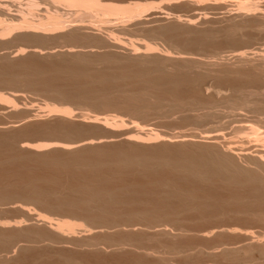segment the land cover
<instances>
[{
    "label": "rangeland",
    "instance_id": "obj_1",
    "mask_svg": "<svg viewBox=\"0 0 264 264\" xmlns=\"http://www.w3.org/2000/svg\"><path fill=\"white\" fill-rule=\"evenodd\" d=\"M22 1H24V2H22ZM196 1V2H195ZM200 0H109L108 2L109 3H115V4H118V5H128V4H131V3H143V4H147V3H151L152 4V6H154V9L152 10L151 9V11H147L145 14H142L141 15V18H143V20H141V22L144 24H142V23H138L137 22V20H139V19H141V18H126V17H124V19L122 18V19H120L119 20V18H117V19H115V18H113L112 17V19H110V18H105V20H104V18H103V20L104 21H107L106 23L105 22H98L99 24H97V18L98 17H94L95 15H93V13H88V14H84L83 12H81V14H80V11H76V10H71L70 11V13H69V10H65V8H61V7H59L58 8V6H54L53 8H51L52 7V5L50 6L49 4H45V3H42V2H40L39 3V5L36 7V9L34 10V12L35 13H39V14H44V11H50L51 13H55V12H58V14L60 13V17L58 18V20H61L60 22H62L64 25H66L65 27H64V29H65V31H63V33L61 34V33H59V34H52V35H56V37L55 36H52V35H50V37L48 38V37H46V38H40V40H37V39H39V38H34V39H32V38H28V37H17V38H14V35H10V36H7L6 38H5V40H0V55L2 56V55H5V54H8V53H10V52H14V51H16V50H19V49H25V50H29L30 49V47H36L37 49H41L40 51L42 52H44V53H42L43 55H40L41 57H36L35 55H29L27 52L25 53V54H23L24 56H26L28 59L25 61V63L23 64V63H17V61H15L16 62V64H18V65H16L17 66V69H16V66L15 65H13V66H15V67H9V65H7V62L5 63V60L3 61V60H0V99H2L1 101H0V126H6V125H11V126H21V128H19V127H17V138L18 139H24L23 141H25V142H28V143H30V144H45L46 142L47 143H49L48 141H51V139H52V141L53 142H56L57 141V139H58V141H60L61 143H63V141H64V143L65 144H70L71 142L70 141H72V143H74L73 142V140L75 141V142H77L78 140L80 141V140H83V139H86V138H94V136L93 135H96L95 136V138H97V136H99L100 134H104L106 137L107 136H112L111 134H113L112 132L115 130L116 132L117 131H121V132H127L128 130L130 131V133H131V135H133V136H136L135 135V133H137V131H139V130H136L137 128H139L140 127V129H142L143 130V132H146L147 133V131L149 130V131H151V132H153V133H156V134H158V135H162V136H165V137H167V139L168 138H171V137H176L177 135L178 136H185L186 138H187V140H188V145H187V142L186 143H178L177 141V139L176 138H172L171 139V141H164L161 137L159 138V139H154L153 141L152 140H149L148 141V139H144V141L143 140H139V141H137L136 142V138L133 140V141H129V143L128 142H125V141H123L120 137H118V138H114L113 140V142H109V144L112 146H109V144L107 145V144H105V143H103V145L101 146H98V147H92V148H90V147H88V148H86V147H77V148H80V149H77V148H73V150H74V152H73V150H62V149H60V150H58L59 148H57V150H56V148H53V147H51L50 148V146L49 147H46L47 149H45V148H43V149H41V151H33L32 153L34 154H32L33 156H35L34 158L36 159H34V158H32V160L33 161H28V160H26V163L24 162V165H26V167L28 168V167H33L34 168V164L35 165H37V166H35V169H33V168H31V170H29L30 172H28V174L27 175H29L30 173L32 174H30L29 176H35L34 178H38L39 179V177H41L40 179H42L43 180V178H44V182L42 181V180H39V182H37V183H39V186H41V187H43V186H45V187H43V188H45L46 189V187H47V190H51V191H49V193L51 194H49V197H50V199L48 200L47 199V201H49V202H51L50 200H55V199H59V200H61L60 199V196H61V198H63V197H65V198H67L66 196H69V198L71 197V196H73V198L75 197L76 199L78 198L79 200L81 199V200H83L82 198H84V199H86V200H84V201H86V203H89L91 206H93V208L94 207H97L98 206V201H91L90 202V200H87V197H84V194L85 193H83L82 191L84 190V189H79V188H77V187H75V188H73V186H76L75 184H77V186H79L80 184L79 183H81L80 182V176H82L83 175V178H84V174H81L83 171H82V169H81V171H77V173H76V171L74 172V169L75 170H77L76 168L77 167H75V168H73L72 167V165H75V163L77 162V165H80V164H85V162L87 161V162H89L90 164H94L95 163V161L97 162L98 161V163H101L99 160H101V159H103L105 162H108L109 161V164H110V160H111V162L113 161V159H111V158H115V157H119V160L122 158V155H123V160L124 159H127V158H129V164H130V161H132L133 162V160H130V159H133L134 157L135 158H138L139 157V159H141L142 161H144L143 159L145 158L146 159V161L148 160V162H149V160L150 161H155V162H153V164L155 163L156 165H158V164H160L161 163V165L164 167V169H162L163 167H161V165L159 166V168H161V169H159V170H161V172L162 171H165V172H162L163 174H168V172H167V170H169V168H167V170H166V167L167 166H164V164L166 163V164H173V163H178L179 162V160L181 161V159H182V157H185V155H188V156H186V157H190V156H193V152L194 151H197V153L196 152H194V153H196L197 155H198V150H199V152H200V154L202 153V152H205L206 154H208V153H210V155L211 154H215V152H216V150H218L217 148L216 149H214V148H212V145H211V140H208V139H205V138H203V137H201L202 135L203 136H205V133L206 132H210V131H213V130H217V129H220V128H224L225 126H227L226 125V122L225 121H227V123L229 122L231 125L229 126V124H228V126L229 127H225L224 129H221L220 131L223 133V138L222 139H220L218 142H219V147L221 146V147H225V146H227V144H228V146L230 145H232L234 148H235V151L237 152V150L236 149H239L238 150V152H237V154H236V157H239V158H236L235 157V159H234V161H235V163L238 165V166H240V167H243V168H245V169H249V171L250 170H253V169H255V170H258V171H260L261 172V169L259 170L258 168H257V166L255 165V161H252L251 159H249V160H246L245 159V157H244V155L245 154H247V155H249V156H253V155H255L256 153V151L257 150H261V149H263V147H264V143H263V145H262V142L260 143L259 142V138L257 139L256 137H254V136H251V135H249L248 136V134H241V133H235L234 132V130H233V128H235L236 126H237V124L238 125H247V126H251V125H255L257 128H260V131H264V97L263 96H260V95H258L259 96V98H258V96L256 95V94H254V90H252V92H250L251 90H249V92H250V95L251 94H253V96H251L252 98L251 99H253V101L252 102H250L249 103V105L248 106H246V108L244 107L243 108V111H245V113L241 110V109H237V111H238V113L240 112L241 113V116H243V117H240L238 120H242V121H244L243 123H235L234 122V120H236V118H234L233 117V114H232V112L230 111L231 109H229V108H237V107H240L241 105H240V103L239 102H242V100H243V96H244V98H245V101L246 100H248V101H251L250 100V96H249V93H248V91H247V89H248V84H247V89H243V90H239V87H240V84H242V87H243V85L244 84H246V83H249V82H251L253 79H251L253 76V73H254V75L256 76V71L258 72V70H256V71H252V75L249 73V72H251V70L253 69V67H251V68H249V66L247 67V66H240L238 63L236 64V63H232V62H234L233 60V58L231 57L232 56V53H233V51L234 52H240V50L242 51H245L246 53H252L251 55H253V58L254 59H256V58H258V57H260L261 56V53L262 54H264V22H262L260 19H256L257 21H255V19L254 20H252V19H250L249 18V20H248V18L247 19H245V21H244V19H240V18H238V17H235L234 15L238 12V10H239V8L238 7H240V6H238L239 4H238V2H242V3H244V4H246V5H244L245 7H247L248 9H250L249 10V13H251L252 11H254V9H256V7L258 8V9H256V11H254V12H252V14H258V11L259 12H261V11H264V7H263V5H264V0H253L254 2H249V3H247V1H242V0H201L200 2H199ZM15 2H17V3H15ZM14 2V0H13V5L12 6H10V8H9V13L10 14H18V12H20L21 10V12H25V10L26 9H23V8H26V7H24L23 5H25L24 3H25V0H21V4L19 3L20 1L19 0H17V1H15ZM20 4V5H19ZM47 5H49V6H47ZM14 6V7H13ZM157 6V7H156ZM238 6V7H237ZM261 6V8H259ZM156 7V8H155ZM224 7V8H223ZM12 8V9H11ZM22 8V9H21ZM54 8H56L57 9V11H56V9H54ZM153 8V7H152ZM222 8V9H221ZM48 9V10H47ZM51 9H52V11H51ZM60 9V10H59ZM263 9V10H262ZM44 10V11H43ZM54 10H55V12H54ZM63 10V11H62ZM156 10V11H155ZM252 10V11H251ZM60 11H62L63 13H64V16H62L63 14H61V12ZM66 11L69 13V16H67L68 15V13H66ZM157 13V15L159 16H161V17H163V18H161L162 20H161V22H152V21H154L153 19V16L152 15H154V13ZM77 13H79L80 15H76ZM155 13V14H156ZM159 13V14H158ZM66 14V15H65ZM74 14V15H73ZM230 14V15H229ZM231 14H233V15H231ZM72 15V16H71ZM195 15H197V16H195ZM228 15V16H227ZM151 16V17H150ZM159 16V17H160ZM224 16H225V18H224ZM227 16V17H226ZM232 16V17H231ZM154 17H155V15H154ZM179 17H180V19H179ZM231 17V19H229ZM8 17H4L3 19H7ZM68 18H70V21H69V19ZM99 18H100V16H99ZM99 18H98V21H103V20H101V18H100V20H99ZM176 18H178L181 22H183V21H185V20H183V19H192V21H195V23H193L194 24V27L195 28H191V29H189V28H182V29H177V30H175V26H173V24L171 23L174 19H176ZM204 18V19H203ZM205 18H208L209 20L207 21V19H205ZM108 19H109V21H108ZM129 19V20H128ZM145 19H146V21H145ZM148 19V20H147ZM150 19V20H149ZM239 19L241 20V21H239ZM152 20V21H151ZM204 20V21H203ZM228 20V21H227ZM233 20H234V22H236V23H234L233 22ZM67 21V22H66ZM78 21H80V22H78ZM148 21V22H147ZM150 21V22H149ZM201 21H203V22H201ZM255 23H254V22ZM260 21H261V24H260ZM79 24H78V23ZM87 24H91V25H93L94 26V28L93 29H99V31L98 32H100L101 33V36H99V35H97L98 37H107V33H109L110 34V32H111V34L114 36V38L116 39V40H118V41H120L123 45H127V47H129L130 46V44H133V45H139V44H141V45H146V44H148V45H150V46H153V47H156L157 49H158V51L159 52H167V51H169L170 52V54L172 53L173 54V56H176L177 54H176V52H178V53H182L183 52V54H185V56H188V57H190L191 56V58H193L192 56H194V58H196V59H202L203 61H205V62H207L208 60H210V63H212L213 65V67H211L210 69H209V67H204V66H198V64H195L194 65V67L196 68H194L193 67V62H189V61H185V62H179L180 63V65H179V63L177 62V61H175V65L177 66H175L174 67V65L172 64V62L171 63H167V62H165L164 61V63H167L168 64V66H167V64H163V66L165 67V66H167V67H165V70H167L166 72H167V76H168V74L171 72V73H173V75L175 76V74H177L178 76H170V77H172L173 79L174 78H176L177 79V77H181V79H183L184 78V74L182 75L181 74V71L183 70V72L182 73H186V75L185 76H188V78H190L189 80H190V82H191V80L193 79V85H194V82H195V84L197 85H194L193 87H189L190 86V84L191 83H189L187 80H188V78L186 77V78H184L187 82H188V84H184V83H186V82H184L183 83V85H182V87H180V88H183L182 90H181V92L179 93V90L177 91V89L178 88H176V91L175 92H178L180 95H178V93H176V95H178L177 96V98H179V100H183L184 101V99L185 100H187V99H190L192 102H194L193 100H195V104H196V106H199L200 105V107H198V109L200 108V110L199 111H188L187 109H185V110H187L186 112H184L183 110L182 111H176V110H173V108L171 107L172 105H171V100L169 99L168 100V103L166 104L167 105V107L165 106L164 107V109L162 110V112H161V107L158 109V107H156V106H154V107H156L155 109L153 108V105L152 104H154V103H156V101L158 102L159 101V99H160V101H161V98H159V97H157V95H159L160 94V97H161V94H163V96L165 95L164 93H161L162 91H164V88H166V87H164L163 89H162V83L164 82V84L163 85H168V83L170 82V84H171V82H173V81H171V80H169L170 78H168V80L169 81H165V80H167V78H165V80L164 79H162V80H164L163 82L161 81V77L160 78H158L159 79V82H158V80H157V78L156 77H159L160 75H159V73L157 74V75H159V76H157V75H155V67H154V65H153V63L151 64V63H146V62H144V63H141V62H138V61H134V59L132 60L131 58V60H128L127 58V54L125 53V50H122V49H118V50H113V49H111V48H107L103 43L101 44V40H100V38L98 39V37L96 38H94V37H91V36H89L90 34H88V32L86 31V30H81V31H74L73 30V28L75 27V26H78V25H83V24H85L86 25V23ZM89 22V23H88ZM130 22H132V23H130ZM228 22V23H227ZM229 22H231V23H229ZM96 23V24H95ZM127 23V24H126ZM130 23V24H129ZM134 23V24H133ZM139 25H138V24ZM147 23V24H146ZM149 23V24H148ZM206 23V24H205ZM254 23V24H253ZM120 24L121 25H125L123 28H124V30H123V28H121V27H119L120 26ZM133 24V25H132ZM137 24V25H136ZM162 26H161V25ZM167 24V25H166ZM227 24V25H226ZM231 24H233L234 25V27L235 26H237V27H239L238 29H239V31H238V29H237V31L238 32H236V28L237 27H235V29H234V27H233V25H231ZM236 24V25H235ZM259 24H260V27H259ZM105 27H107V28H104V26ZM143 27H142V26ZM156 25H157V27H156ZM165 25V26H164ZM93 26H91V27H93ZM102 26V27H101ZM113 26V27H112ZM114 26H115V28H114ZM153 26V27H152ZM160 26H161V28H160ZM169 26V27H168ZM198 26V27H197ZM200 26V27H199ZM96 27V28H95ZM144 27H146V28H144ZM206 27V29H204V28ZM210 27V28H209ZM231 27V28H230ZM233 27V28H232ZM103 28V29H102ZM110 28V29H109ZM147 28H148V30H147ZM171 30H170V29ZM201 28H203V29H201ZM261 28H263V29H261ZM66 29H67V31H66ZM69 29H71L70 31H69ZM106 29H107V31H106ZM116 29H117V31H116ZM119 29H120V31H119ZM122 29V30H121ZM156 29H158V30H156ZM188 29V30H187ZM198 29H200V32H199V30ZM209 29V30H208ZM101 30V31H100ZM108 30L110 31V32H108ZM186 30V31H185ZM194 30V31H193ZM198 30V31H197ZM203 30V31H202ZM207 30V31H206ZM210 30H211V32H210ZM214 30V31H213ZM94 31H96V30H94ZM146 31V32H145ZM189 31V32H188ZM194 32V34H192V33H190V32ZM196 31V32H195ZM232 31V32H231ZM97 31H96V33H98ZM104 32H106V33H104ZM166 32V33H165ZM183 32H185V33H183ZM202 33L201 34V36L203 35V34H208L204 39L201 37V36H198L199 34L198 33ZM204 32V33H203ZM216 32V33H215ZM169 33V34H168ZM175 33V34H174ZM181 33H183V34H181ZM187 33V34H186ZM196 33V34H195ZM65 34V35H64ZM67 34H69V35H67ZM108 34V35H109ZM110 34V35H111ZM172 34V35H171ZM178 34V35H177ZM180 34V35H179ZM190 34V35H189ZM210 34V35H209ZM212 34V35H211ZM214 34V35H213ZM62 35V36H61ZM75 35V36H74ZM111 35V36H112ZM195 35V36H194ZM64 36V37H63ZM66 36V37H65ZM77 36V37H76ZM189 36H191V37H189ZM192 36L194 37V38H192ZM211 36V37H210ZM16 37V36H15ZM199 37V38H198ZM201 37V38H200ZM204 37V36H203ZM19 38V39H18ZM23 38V39H22ZM113 38V39H114ZM199 40H198V39ZM17 39V40H16ZM29 39V40H28ZM31 39V40H30ZM81 39V40H80ZM97 39V40H96ZM185 39H190L189 41L188 40H185ZM248 39V40H247ZM26 42H25V41ZM46 40V41H45ZM86 40V41H85ZM196 40V41H195ZM207 40V41H206ZM252 40V41H251ZM4 41V42H3ZM28 41V42H27ZM31 41V42H30ZM39 41V42H38ZM97 41V42H96ZM183 41H184V43H183ZM186 41H188L187 43H186ZM190 41H192L193 42V44H192V42H190ZM246 41V42H245ZM7 42V43H6ZM99 43V44H98ZM205 43V44H204ZM235 43H236V46H235ZM249 43V44H248ZM198 45V46H196V45ZM180 45H181V47H180ZM185 45V46H184ZM203 47H202V46ZM249 45V46H248ZM252 45V46H251ZM69 46H78V48L81 46V47H87V49H89V47H90V49L89 50H93L94 52H95V55L93 54H88L87 56L85 55V57H86V59H87V61L86 60H84L85 59V57H83L84 59L82 60V61H84L85 63H87V62H89V64L90 65H88L87 67H90V69L92 70L91 71V74H87V75H89V76H87L86 74V76L85 75H83V74H78V72H79V66L76 68L75 67V64H79L80 65V62L81 61H79L78 59H80V58H75V57H73V56H69V55H65V54H63V53H60V52H62V51H64V49H67V47H69ZM93 46H94V48H93ZM184 46V47H183ZM201 46V47H200ZM29 47V48H28ZM60 47H63V49L62 48H60ZM97 47V48H96ZM100 47V48H99ZM106 47V48H105ZM246 47V48H245ZM250 47V48H249ZM57 50H56V49ZM185 48V49H184ZM249 48V49H248ZM81 49V48H80ZM86 48H85V50H87ZM102 49V50H101ZM110 51H109V50ZM248 49V50H247ZM60 52H59V51ZM96 50V51H95ZM101 50V51H100ZM122 50V51H121ZM167 50V51H166ZM98 51V52H97ZM105 51V52H104ZM107 51V52H106ZM108 51H109V53H108ZM121 51V52H120ZM185 51V52H184ZM232 51V52H231ZM242 51V52H243ZM93 52V53H94ZM173 52H175V53H173ZM3 53V54H2ZM49 53H51L52 55H49V56H47ZM60 53V54H59ZM97 53V54H96ZM101 53V54H100ZM190 54V56L188 55V54ZM230 53H231V55H230ZM254 53H255V55H254ZM62 54V55H61ZM164 54V53H163ZM166 54V53H165ZM171 54V55H172ZM260 54V55H259ZM23 55H22V57H23ZM100 55V56H99ZM102 55H105V57H103ZM126 55V56H125ZM196 55V56H195ZM230 55V56H229ZM67 56V57H66ZM93 56V57H92ZM198 56V57H197ZM263 56V55H262ZM53 57V58H52ZM55 57V58H54ZM66 57V58H65ZM89 57V58H88ZM90 57H92V60H91V58ZM95 57H97L96 59H95ZM101 57V58H100ZM102 57H103V59H102ZM202 57V58H201ZM47 58H49V59H47ZM51 58V59H50ZM94 58V59H93ZM125 58V59H124ZM231 58V59H230ZM66 59V60H65ZM76 59V60H75ZM119 59V60H118ZM121 59V60H120ZM229 59V60H228ZM233 59V60H232ZM29 60L31 61V63H32V60H33V63L31 64L30 62H29ZM35 60V61H34ZM36 60H38V61H36ZM57 60H58V62H57ZM60 60V61H59ZM62 60V61H61ZM63 60H65V61H63ZM79 61V63H76V62H78ZM81 60V59H80ZM102 60H103V62H102ZM115 60V61H114ZM117 60H118V62H117ZM214 60V61H213ZM228 60V61H227ZM28 61V62H27ZM132 61H134V63L132 62ZM226 61V62H225ZM18 62H20L19 60H18ZM21 62H22V60H21ZM35 62V63H34ZM45 63V65L43 64V63ZM50 62V63H49ZM60 62H62V64L60 63ZM64 62V63H63ZM65 62L67 63V64H65ZM74 62H75V64H74ZM116 62H117V64H116ZM137 62V63H136ZM177 62V63H176ZM209 62V61H208ZM229 62V63H228ZM37 63V64H36ZM58 63V64H57ZM68 63H70V66H69V64ZM82 63V62H81ZM110 63V64H109ZM112 63V64H111ZM136 63V64H135ZM141 64V66H143V68L140 66V64ZM189 63V64H188ZM216 63V64H215ZM219 63V64H218ZM5 64L7 65V66H5ZM14 64V63H13ZM21 66H20V65ZM29 64H30V66H29ZM41 64V65H40ZM55 64H57V65H55ZM124 64V65H123ZM139 64V65H138ZM178 64V65H177ZM181 64H182V66H181ZM222 64H225V65H221ZM226 64H227V67H226ZM12 65V64H11ZM24 65V66H23ZM33 65H35L36 67L37 66H39L38 68H35ZM59 65V66H58ZM60 65H62V67L60 66ZM106 65V66H105ZM112 65V66H111ZM114 65V66H113ZM117 65H118V67H117ZM120 65V66H119ZM147 65V66H146ZM150 65V66H149ZM170 65V66H169ZM200 65V64H199ZM216 65V66H215ZM28 66V68L29 67H31V68H34V69H36V70H34L33 69V71H34V75H33V73L31 74V72H30V74H27L28 76H26V73L24 74V72L22 73L21 71H19V70H22V71H24V70H26V69H28V68H26V67ZM33 66V67H32ZM93 66V67H92ZM179 66V67H178ZM188 66V67H187ZM218 66V67H217ZM220 66V67H219ZM224 66V67H223ZM21 67H25L24 69L23 68H21ZM42 67V68H41ZM52 67V68H51ZM106 67H108V68H106ZM111 67V68H110ZM114 69H113V68ZM121 69H120V68ZM125 67H127V68H125ZM134 67H137V68H135L134 69ZM141 68V70H140V68ZM174 67V68H173ZM191 67H192V69H194V70H192L191 69ZM13 68H15V69H13ZM46 68V69H45ZM49 68V69H48ZM55 70H54V69ZM58 68V69H57ZM81 68V67H80ZM106 68V69H105ZM110 68V69H109ZM117 68V69H116ZM237 68V69H236ZM248 68V69H247ZM37 69H39V70H37ZM51 69V70H50ZM75 69H77V73L75 72L76 70ZM90 69L88 70V71H90ZM113 69V70H112ZM128 69V70H127ZM153 69H154V71H153ZM169 69V70H168ZM176 69V70H175ZM189 69V70H188ZM17 70V71H16ZM48 70V71H47ZM69 70H71L70 72H69ZM75 70V71H74ZM107 70H108V72H107ZM109 70H111V71H109ZM119 70H121V71H119ZM174 70H175V73H174ZM198 70V71H197ZM201 70V71H200ZM206 70V71H205ZM235 70H237L236 71V75H237V77H236V75L234 74L235 72ZM241 70H242V72H241ZM27 71V70H26ZM25 71V72H26ZM28 71H27V73H28ZM35 71H38L37 73H35ZM50 71V72H49ZM58 71V73H60L59 75H61V76H58L57 77V72ZM63 71H65V72H63ZM67 71V72H66ZM88 71H85V73L87 72L88 73ZM114 71H115V73H114ZM118 71V72H117ZM146 71H152V73H150V76L148 77V78H153V79H151V80H154L153 82L155 83L156 81H157V83H155V86H156V84L158 85V89L155 87V86H153L154 85V83H153V85L152 86H150V83L148 84L147 82H145V80L146 79H148V78H146L147 76L145 75V73L144 72H146ZM179 73H178V72ZM188 71H190V73L188 72ZM203 71V72H202ZM211 71V72H210ZM247 71H249L248 73H245V72ZM10 72V73H9ZM15 72V73H14ZM45 72H47V73H45ZM52 72V73H51ZM69 72V73H68ZM75 74H74V73ZM93 72H95V74L93 73ZM101 72H103V73H101ZM108 73V76L110 77V75H111V78H109L106 74ZM125 72V73H124ZM128 74H127V73ZM188 72V73H187ZM201 72V73H200ZM208 72V73H207ZM3 73V74H2ZM9 73V74H8ZM16 73H19V74H16ZM50 73H51V75H50ZM66 73V74H65ZM90 73V72H89ZM113 73V74H112ZM120 73H122V74H125V75H127V76H125V78L123 77V76H120L121 74ZM130 73V74H129ZM195 73V74H194ZM242 74V75H240V74ZM256 73V74H255ZM260 73V72H259ZM7 74V75H6ZM24 74V75H23ZM43 74H44V76H43ZM47 74V75H46ZM76 74H78V75H80L79 77L76 75ZM118 74V75H117ZM179 74H181L182 76H183V78H182V76L181 75H179ZM188 74V75H187ZM193 76H191V75ZM199 74V75H198ZM204 75V77H203V75ZM247 74V75H246ZM3 77H2V76ZM20 75H21V77H20ZM42 75V76H41ZM49 75H50V78H49ZM93 75V76H92ZM104 75V76H103ZM116 76H120V77H122V78H124L123 80H120L119 78H118V80H117V78L115 79V77ZM194 75H195V77H194ZM209 76V80H208V76ZM239 75H240V77H239ZM246 75V76H245ZM257 75H259V74H257ZM12 76H16V77H12ZM55 76V77H54ZM66 76V77H65ZM76 76V77H75ZM98 76V77H97ZM113 76V77H112ZM134 76V77H133ZM198 76H200V78H198ZM234 76V77H233ZM242 76V77H241ZM243 76H245V77H243ZM249 76H252V77H249ZM40 77V78H39ZM64 77V78H63ZM71 77V78H70ZM73 77V78H72ZM82 77H84V78H82ZM106 78V79H104V78ZM127 77V78H126ZM129 77V78H128ZM202 77H203V79H202ZM207 77V78H206ZM210 77H212L211 79H210ZM216 77L218 78V80H220V81H218V80H213V79H216ZM6 78V79H5ZM8 78V79H7ZM45 78V79H44ZM55 78V79H54ZM58 78V80H56ZM60 78V79H59ZM69 78L71 79V80H69ZM75 78V79H74ZM77 78V79H76ZM80 78H82L81 80H80ZM88 80H87V79ZM101 78H103L104 80H107L108 78H109V80H110V82H109V80H107L106 82L105 81H103L102 82V79ZM250 78V79H249ZM51 79H54V80H51ZM144 79V80H143ZM175 79V80H176ZM181 79H178V80H176V81H179V80H181ZM183 79V80H184ZM197 79V80H196ZM200 79V80H199ZM222 79V80H221ZM45 80V81H44ZM50 80V81H49ZM63 80V81H62ZM72 80H74V81H72ZM79 80L80 82H83V83H79V81H78V84H77V81ZM117 80V81H116ZM143 80V81H142ZM182 80V81H183ZM196 80V81H195ZM206 80H208V82L206 81ZM48 81V82H47ZM55 81V82H54ZM66 81L68 82V83H66ZM101 81V82H100ZM147 81V80H146ZM160 81H161V83H160ZM197 81H199L198 82V84L196 83ZM202 81H204L203 83H204V85H202ZM206 81V82H205ZM216 81V82H215ZM249 81V82H248ZM45 82V83H44ZM71 84H70V83ZM88 82V83H87ZM108 82V83H107ZM114 82V83H113ZM141 82V83H140ZM201 82V83H200ZM47 83V85H45ZM64 83H66L65 84V86H64ZM74 85H73V84ZM76 83V84H75ZM99 83V84H98ZM102 83V84H101ZM106 85H105V84ZM109 83H112V85L111 84H109ZM115 83H117V84H115ZM142 83H144V85L142 84ZM177 83V82H176ZM178 83H180V84H182V82H178ZM177 83V84H178ZM220 83V85H217L216 86V84H219ZM221 83H222V85H221ZM225 83V84H224ZM86 84V85H85ZM89 84V85H88ZM109 84V85H108ZM124 85V86H122V85ZM146 84V85H145ZM173 84H175V82L173 83ZM173 84L172 85H170V87L171 86H173ZM200 84V85H199ZM229 84V85H228ZM231 84V85H230ZM49 85V86H48ZM51 85H53V86H51ZM63 85V86H62ZM80 85V87H78ZM105 85V86H104ZM115 85V86H114ZM142 85V86H141ZM186 85H187V87H189L187 90H186ZM236 85H239V86H236ZM55 86V87H54ZM71 86V87H70ZM77 86V87H76ZM84 86V87H83ZM104 86V87H103ZM108 86V87H107ZM127 86V87H126ZM160 86V87H159ZM177 86V85H176ZM175 85L173 86V87H176ZM179 86V85H178ZM177 86V87H178ZM181 86V85H180ZM191 86H192V84H191ZM198 86H200V87H198ZM201 86H202V88H201ZM204 86H205V88H204ZM213 86V87H212ZM223 86H225V87H223ZM227 86H228V88H227ZM230 86V87H229ZM234 86H235V88H237V89H234ZM244 86H246V85H244ZM66 89H65V88ZM90 87V88H89ZM107 87V88H106ZM141 87V88H140ZM167 87H169V86H167ZM208 87V88H207ZM211 87V88H210ZM220 87H222V90L220 89ZM73 88V89H72ZM75 88H78V89H75ZM81 88V89H80ZM84 90H83V89ZM86 88V89H85ZM101 88V89H100ZM104 90H103V89ZM126 88V89H125ZM134 88V89H133ZM205 89V91H203L204 89ZM227 88V89H226ZM230 88H232L233 90H230ZM77 90V91H73V90ZM89 89H91V90H99V91H104L103 93L105 94V92H106V89H107V91L109 92H106V95H108V97L107 96H105L106 98H110L109 100V102H107L108 101V99H106L105 97H104V95H102L103 93L102 92H100V93H102L101 95L105 98V100L104 99H102L101 98V96H100V93L99 92H97L98 93V95H99V97L102 99H100V98H97L96 96H88V94L87 95H85V93H87V91H90ZM124 89V90H123ZM131 89V90H130ZM159 89H162V90H159ZM166 89H168V88H166ZM207 89V90H206ZM216 91H215V90ZM229 89V90H228ZM250 89V88H249ZM251 89H252V86H251ZM68 90V91H67ZM71 90V91H70ZM86 90V91H85ZM121 90V91H120ZM122 90H123V92H122ZM138 90V91H137ZM159 90V91H158ZM190 90V91H189ZM197 90V93L195 92V93H193L194 91H196ZM215 92H214V91ZM219 90H221V91H219ZM235 90V91H234ZM239 90V91H238ZM79 91V92H78ZM85 91V92H84ZM118 91V92H117ZM128 91V92H127ZM134 92V93H132V92ZM145 91V92H144ZM155 91V92H154ZM157 91V92H156ZM161 91V92H160ZM183 91V92H182ZM210 91H212V92H210ZM218 91V92H217ZM225 91H226V93H225ZM233 91H234V93H233ZM78 92V93H77ZM127 92V93H126ZM185 92V93H184ZM189 92H191L192 94H190ZM201 92V93H200ZM208 92H210V93H208ZM232 94H234V95H230L231 93ZM57 93V94H56ZM61 93V94H60ZM108 93V94H107ZM111 93V94H110ZM139 94V93H142L143 94V96L144 97H146V100H147V98L149 99V100H151L148 104H149V106L150 107H147V109L146 108H144V109H142L143 111H141V108H138L134 103H128V101L126 102V101H123V100H126L125 99V97H127V95H129V94ZM153 93H155V94H153ZM157 93H159V94H157ZM216 93H219L218 94V96H217V94ZM63 94V95H62ZM157 94V95H156ZM193 94H195V95H193ZM110 95H111V97H110ZM122 95V96H121ZM126 95V96H125ZM153 95V96H152ZM154 95L156 96V97H154ZM175 95V96H176ZM191 95H193V96H191ZM230 95V96H229ZM255 95V96H254ZM62 96V97H61ZM81 96H83V97H81ZM124 96V97H123ZM148 96V97H147ZM163 96H162V99H163ZM167 95H165L164 97H166ZM194 96H197V97H194ZM235 96L236 97H240V98H235ZM87 97H88V99H89V101H88V99H87ZM91 97H93V98H91ZM96 97V98H95ZM182 99H181V98ZM195 99H194V98ZM220 97V98H219ZM228 99H227V98ZM232 97V98H231ZM234 97V98H233ZM256 97V98H255ZM261 97L263 98V99H261ZM4 98H9L8 99V103L6 102V101H3V99ZM84 98H86V99H84ZM113 98H114V100H113ZM156 98V99H155ZM167 98V97H166ZM165 98V99H166ZM169 98V97H168ZM187 98V99H186ZM224 98H226V99H224ZM93 99V100H92ZM99 99V100H98ZM154 99V100H153ZM193 99V100H192ZM235 99V101H233ZM236 99L237 100H239L238 102H236ZM9 100H11L10 102H9ZM120 102H118V101ZM149 100H147V101H149ZM228 100V101H227ZM229 100L231 101V102H229ZM3 101V103L5 104H3V103H1ZM103 101V102H102ZM113 101V102H112ZM115 101H116V103H115ZM189 101V100H188ZM190 101V102H191ZM245 101H244V103H245ZM255 101H257V103L259 102V105H257L256 103H255ZM263 101V102H262ZM95 102V103H94ZM99 104H98V103ZM100 102H101V104H105V102H106V104L105 105H101L100 104ZM199 102V103H198ZM150 103H152V104H150ZM227 103V104H226ZM233 103H234V107L232 106L231 107V105H233ZM243 103V102H242ZM244 103L242 104V105H244ZM256 104V105H254V104ZM3 104V105H2ZM10 107H8L7 105ZM110 104V105H109ZM134 104V105H133ZM194 104V105H195ZM199 104V105H198ZM203 104V105H202ZM235 104L237 105V106H235ZM59 106L60 108H62V107H67V109H70V111L72 110V117H70V120L67 122V124H68V126H70V123L72 124V126H70V127H72V128H68V131H69V129L71 130L72 129V132H73V134H72V138H73V136H74V138H73V140H72V138H71V136H69V138H67V136L64 138V136L63 137H60V139L59 138H57V137H59L60 136V134L61 133H63V132H60L58 129L60 128V129H62V127L63 126H60L58 123L60 122L57 118H55L54 116H53V118H52V116H51V114H48L49 113V111H50V109L52 108L51 106ZM107 105V106H106ZM127 105H128V108H127ZM132 105V106H131ZM152 105V106H151ZM229 105V106H228ZM239 105V106H238ZM3 106V107H2ZM15 106V107H14ZM62 106V107H61ZM105 106V107H104ZM112 106V107H111ZM136 106V107H135ZM245 106V105H244ZM58 107V108H59ZM3 108V109H2ZM48 108H50L49 109V111L47 110ZM131 108H133L132 110L133 111H131ZM151 108V109H150ZM13 109V110H12ZM170 109V110H169ZM167 110H169L168 112H166ZM229 110V111H228ZM252 110V111H251ZM157 111V112H156ZM165 111V112H164ZM227 111V112H226ZM235 111V112H234ZM237 111L236 110H233V113L234 114H236L237 113ZM48 112V113H47ZM144 112V113H143ZM195 112H198V113H195ZM219 112V113H218ZM230 112V113H229ZM250 114H249V113ZM133 113V114H132ZM162 113V114H161ZM166 113V114H165ZM214 113H215V116H214ZM218 113V114H217ZM226 113V114H225ZM239 113V114H240ZM47 114V115H46ZM144 114V115H143ZM204 114V115H203ZM207 114V115H206ZM219 115L218 117H217V115ZM257 114V115H256ZM28 115H30L29 117H28ZM49 115V116H48ZM76 115V116H75ZM78 115H81V116H78ZM84 115H85V117L87 116V117H92L93 116V118L94 117H98V118H106V119H108V121H109V123L111 124L112 122H114V123H112V125L114 124V126H112L111 128L112 129H110V127L109 128H107V127H105V129H104V127L102 126V128H101V126H100V128H99V126H97V124L98 123H93V124H89V123H84L83 124V122L81 121V120H83L84 118H82V117H84ZM97 115V116H96ZM200 115H202V116H200ZM213 115V116H212ZM246 115H248V116H246ZM43 116V117H42ZM51 116V117H50ZM33 117V118H32ZM79 117H81V118H79ZM112 118H113V121L111 122V120H112ZM33 119V120H32ZM54 120V122H53V120ZM92 119V118H91ZM260 120H261V122H263V124L260 122ZM29 121L30 122H32V123H29ZM36 121H37V126H36ZM59 121V122H58ZM72 121V122H71ZM15 122L16 123H18V124H16L15 125ZM20 122V123H19ZM33 122H34V124H33ZM46 122V125L44 124ZM48 122V123H47ZM53 122V123H52ZM74 122V123H73ZM78 122H80V125H79V123ZM116 122V123H115ZM134 124H133V123ZM13 123V124H12ZM22 123V124H21ZM40 123L41 124H43L44 125V134H43V132H42V128H43V126H41L40 125ZM58 124L59 126H57L56 124ZM223 123V124H222ZM23 124H24V126H23ZM50 124V126H48ZM51 124H53V126H55L56 128L58 127V129L56 130L57 132H59V133H57V132H55V129L56 128H54V132L55 133H57V135L56 134H54L53 133V135H52V132L53 131H51L52 129H53V127H52V125ZM87 124V125H86ZM96 124V125H95ZM116 124H118L117 125V127H115L116 126ZM125 124V125H124ZM236 124V125H235ZM251 124V125H250ZM28 125V126H27ZM29 125H30V127H29ZM31 125H33L32 127H38L39 128V132L37 131L38 130V128H36L37 130V132L39 133V135L41 136V137H39V135L37 136V132L36 131H32V130H34V128H31ZM35 125V126H34ZM38 125H40L42 128L40 129V126H38ZM83 125H85V126H83ZM101 125V124H100ZM138 125V126H137ZM146 125H147V127H146ZM27 126V127H26ZM45 126H47V127H51L50 129V131L49 130H46V127ZM87 126V127H86ZM94 126H95V128H94ZM235 126V127H234ZM28 127H29V129H28ZM78 127H80V129H82L81 131H80V129H78ZM86 127V128H85ZM25 128H27V129H24ZM49 128H47V129H49ZM65 128V127H64ZM75 128H77V130H75ZM94 130V134H91V133H93V130ZM97 128V129H96ZM115 128V129H114ZM136 128V129H135ZM149 128V129H148ZM151 128V129H150ZM229 128V129H228ZM230 128H232V129H230ZM20 129V130H19ZM22 129V130H21ZM91 130V131H89V132H91V133H89V132H87L88 130ZM104 129V130H103ZM108 129H110V130H108ZM146 129V130H145ZM148 129V130H147ZM75 130V131H74ZM96 130L98 131L97 133H96ZM103 130V131H102ZM108 130V131H107ZM113 130V131H112ZM229 130H231V131H229ZM22 131V132H21ZM26 131V132H25ZM28 131V132H27ZM40 131H41V133H40ZM46 131V132H45ZM49 133H48V132ZM114 131V132H115ZM129 131H128V134H129ZM133 131V132H132ZM148 131V132H149ZM246 131V132H245ZM244 131V133H248V131L249 130H245ZM6 132H8V131H6ZM6 132L5 131H3V132H0V137H4V138H10V136H12V134L10 133V132H8L7 134H6ZM16 132V131H15ZM20 132V133H19ZM35 132V133H34ZM82 132V133H81ZM87 134H86V133ZM100 132V133H99ZM102 132V133H101ZM106 132V133H105ZM13 133V132H12ZM22 133V134H21ZM46 133V134H45ZM47 133H48V135H47ZM74 133H75V135H77V136H75L74 135ZM232 133V134H231ZM9 134V135H8ZM14 134V133H13ZM24 134V135H23ZM27 136H26V135ZM34 134H36V136L34 135ZM107 134V135H106ZM201 136H200V135ZM229 134V135H228ZM5 135H6V137H5ZM47 135V136H46ZM55 135L57 136V137H55ZM59 135V136H58ZM85 135V136H84ZM193 135V136H192ZM234 135V136H233ZM35 136V137H34ZM54 136L55 137V139H54V137L52 138V137ZM61 136H62V134H61ZM87 136H91V137H87ZM101 137H105V136H103V135H100ZM99 136V137H100ZM138 136V135H137ZM192 136V137H191ZM236 136V137H235ZM245 140V141H243V139L241 138V137ZM244 136H246V137H244ZM51 139H50V138ZM145 137V136H144ZM143 137V138H144ZM248 137V138H247ZM252 138V139H250V138ZM28 138V139H27ZM35 138V139H34ZM42 138H44V139H42ZM94 138V139H95ZM120 138V139H119ZM146 138V137H145ZM185 138V139H186ZM199 138V139H198ZM226 138V139H225ZM241 138V139H240ZM49 139V140H48ZM54 139V140H53ZM161 139V140H160ZM176 139V140H175ZM179 139V138H178ZM192 139V140H191ZM228 139V140H227ZM254 139V140H253ZM256 139V140H255ZM63 140V141H62ZM67 140V141H66ZM138 140V139H137ZM146 140V141H145ZM57 141V142H58ZM69 141V142H68ZM134 141H135V143H134ZM152 141V142H151ZM191 141V142H190ZM229 141V142H228ZM250 141H253V142H250ZM140 142V143H139ZM141 142H145V144H143V143H141ZM146 142H147V144H146ZM154 142V143H153ZM231 142V143H230ZM50 143H52V142H50ZM49 143V144H50ZM133 143V144H132ZM177 143V144H176ZM190 143V144H189ZM194 145H193V144ZM243 143H245V144H243ZM248 143V144H247ZM117 144H118V146H117ZM119 144H120V146H119ZM136 145V146H132V145ZM182 144V145H181ZM186 146H185V145ZM196 144V145H195ZM221 144H224V145H221ZM235 144V145H234ZM256 144V145H255ZM75 145V144H74ZM74 145H72V146H74ZM77 145V144H76ZM76 145L74 146V147H76ZM125 145V146H124ZM129 145V146H128ZM138 145V146H137ZM147 145V146H146ZM191 145V146H190ZM198 145V146H197ZM208 145V146H207ZM237 145V146H236ZM240 145H241V148H240ZM243 145V146H242ZM263 146V147H261L260 149H259V147L260 146ZM78 146V145H77ZM114 146V147H113ZM123 146V147H122ZM127 146V147H126ZM201 146H203V148L201 147ZM104 148V149H101V148ZM120 149H119V148ZM149 147H151V148H149ZM159 147V148H158ZM171 147H173V148H171ZM206 147V148H205ZM208 147V148H207ZM209 147H211L210 149H209ZM238 147V148H237ZM84 148V149H83ZM93 148H95V149H93ZM100 148V149H99ZM117 151H115L114 149ZM121 148H122V150H121ZM129 148V149H128ZM177 148V149H176ZM190 148V149H189ZM192 148V149H191ZM195 148H197V149H195ZM45 149V150H44ZM50 149V150H49ZM98 149V150H97ZM114 151H113V150ZM119 149V150H118ZM126 149V150H125ZM150 151H149V150ZM172 149V150H171ZM174 149H175V151H174ZM180 149V150H179ZM204 151H203V150ZM220 149V148H219ZM248 149H250V150H248ZM255 149V150H254ZM257 149V150H256ZM55 150V151H54ZM84 150V151H83ZM91 152H90V151ZM111 150V151H110ZM148 150V151H147ZM171 150V151H170ZM201 150H202V152H201ZM264 150V149H263ZM44 151V152H43ZM72 151V152H71ZM93 151V152H92ZM122 151H123V153H122ZM152 151V152H151ZM183 151L184 152H187V153H185V154H183ZM193 151V152H192ZM255 151V152H254ZM50 152V153H49ZM62 152V153H61ZM63 152H65V154L63 153ZM69 152V153H68ZM81 152V153H80ZM85 152V153H84ZM111 152V153H110ZM157 152H158V154H157ZM179 152V153H178ZM191 152V155L190 154H188V153H190ZM218 152V151H217ZM243 152V153H242ZM38 153V154H37ZM40 153H41V155H40ZM46 153V154H45ZM77 153H79V154H77ZM118 153V154H117ZM135 153H137V154H135ZM220 152H218V154H219ZM36 154V155H35ZM44 154H45V156H44ZM56 154V155H55ZM60 154H61V156H60ZM71 154H72V156H71ZM89 154V155H88ZM91 154V155H90ZM112 154H114L113 156H111ZM125 154V155H124ZM132 154V155H131ZM155 154V155H154ZM184 156H183V155ZM199 154V155H200ZM241 154H242V156H241ZM40 155V156H39ZM43 155V156H42ZM49 155V156H48ZM52 155H55V156H52ZM62 155H65V156H62ZM69 155V156H68ZM98 155V156H97ZM148 155V156H147ZM154 155V156H153ZM159 155V156H158ZM190 155V156H189ZM195 155V154H194ZM39 158H41V159H39ZM72 157L71 159L70 158H67V157ZM79 156V157H78ZM96 156V157H95ZM126 156V157H125ZM134 156V157H133ZM142 156H144V157H142ZM170 156V157H169ZM182 156V157H181ZM246 156V155H245ZM45 157H46V160H45ZM63 157V158H62ZM76 157V158H75ZM86 157V158H85ZM92 157V158H91ZM110 157V158H109ZM163 157V158H162ZM240 157H242V158H240ZM37 158H38V160H37ZM44 158V159H43ZM50 158H52L53 160H51ZM55 158V159H54ZM65 158H67L66 160H65ZM74 158V159H73ZM100 158V159H99ZM106 158V159H105ZM109 158V160H107ZM179 158V159H178ZM50 159V160H49ZM62 159V160H61ZM85 159H87V160H85ZM92 159V160H91ZM118 158H115L114 159V161H116ZM184 159H186V158H184ZM184 159H182V160H184ZM188 159V158H187ZM242 159V160H241ZM40 160V161H39ZM42 160L44 161H47V162H45V163H43L42 162ZM50 162H49V161ZM57 160V161H56ZM119 160H117V162L119 161ZM138 160V159H137ZM140 160V161H141ZM161 160V161H160ZM244 160L246 161V162H244ZM250 160H251V162H250ZM28 161V162H27ZM37 161H39V163L37 162ZM60 162V165L62 164V168H60V165H58L57 166V171L59 172V170L58 169H61V170H63V171H61L60 170V172L58 173L57 171H55L56 169L54 168V167H56L55 165L58 163L59 164V162ZM93 161H94V163H93ZM102 161V160H101ZM103 161V162H104ZM113 161V162H114ZM122 160H120L119 162H121ZM127 161V160H126ZM127 161V162H128ZM134 161H136L135 159H134ZM139 161V160H138ZM165 161V162H164ZM31 164H30V163ZM33 162H34V164H33ZM41 162H42V166H41ZM54 162V164L52 165V163ZM66 164H65V163ZM70 162V163H69ZM80 162V163H79ZM86 162V163H87ZM102 162V163H103ZM117 162H114L115 164L117 163ZM151 162V163H152ZM160 162V163H159ZM65 164V167H63L64 166V164ZM72 163H74V164H72ZM134 163V162H133ZM132 163V165H134ZM150 163V162H149ZM158 163V164H157ZM164 163V164H163ZM239 163V164H238ZM252 163V164H251ZM32 164H33V166H32ZM46 164H49V165H46ZM67 164H69V165H67ZM108 164V163H107ZM154 164V167L156 166ZM165 164V165H166ZM31 165V166H30ZM114 165V164H113ZM152 165V164H151ZM150 164H146V166L145 167H140V166H138V168H134V166L132 167L131 165H130V167L132 168V173H134V171H136L134 174H136L138 171H139V169L141 170H143V168H145L144 170L146 171H144L145 172V174L147 173V170L146 169H148L150 166H151ZM255 165V166H254ZM53 166V167H52ZM76 166V165H75ZM148 166V168H146ZM38 167V168H37ZM51 167V168H50ZM69 167V168H68ZM72 167V168H71ZM136 167H137V165H136ZM140 167V168H139ZM152 167V166H151ZM170 167V166H169ZM248 167V168H247ZM252 167H253V169H252ZM255 167V168H254ZM73 169V174L71 173V171L72 170H68V169ZM135 170H134V169ZM37 169H38V171H37ZM40 169H42V170H40ZM54 169V170H53ZM136 169H138V171L136 170ZM158 169V168H157ZM49 170V171H48ZM64 170H65V172H64ZM134 170V171H133ZM159 170H157L158 171V174L159 175H161V176H163L162 174H160L161 172H159ZM255 170H253V171H255ZM25 171H27V170H25ZM24 171V172H25ZM67 171H68V174L69 175H67L66 176V174H67ZM70 171V172H69ZM148 171H150L151 172V170L149 169ZM156 171V170H155ZM155 171H154V174H155ZM257 171V172H258ZM23 172V171H22ZM42 172V174H40ZM144 172H143V174H144ZM252 172V171H251ZM259 172V174H261ZM21 173V172H20ZM20 173L18 174L19 176H20ZM27 173V172H26ZM37 173V174H36ZM61 173V174H60ZM64 173H66V174H64ZM99 173V176H102V172H101V174H100V172H98ZM139 173H141L142 174V172L140 171V172H138V177H139V181H137L138 180V177L136 178V175H132L133 177H134V179H136L135 180V182L137 181V182H142V177H144V178H146L147 179V184H145V185H150L151 183H153L152 181H155V180H159V178H158V174H156L157 176V178L158 179H155L154 180V178H152V177H155V175L152 173V175L151 176H148V173L146 174V176H145V174L144 175H140ZM157 173V172H156ZM170 173V172H169ZM24 174V173H23ZM22 174V175H23ZM35 174V175H34ZM47 174V175H46ZM60 175V176H58V175ZM71 174V175H70ZM79 174H81V175H79ZM104 174V173H103ZM131 173H129V175L128 176H130V178L129 179H127V180H129V181H131V182H129V183H132V181H134V179L133 180H131V175H130ZM26 174L24 175L25 177L27 176ZM42 175V176H41ZM44 175V176H43ZM50 175V176H49ZM65 175V176H64ZM73 175V178H71L70 177V179H69V176H72ZM105 175L106 174H104V176H102V177H99L98 176V178H105ZM140 175V176H139ZM149 175H150V173H149ZM169 175V174H168ZM167 175V176H168ZM170 175H172V174H170ZM170 175L168 176L169 178H170ZM263 175V174H262ZM261 175V176H262ZM23 176V177H24ZM38 176V177H37ZM53 176V177H52ZM57 176V177H56ZM142 176V177H141ZM147 176L149 177V178H147ZM161 176H159V177H161ZM166 175L165 176H163V177H167ZM43 177V178H42ZM48 177H50L48 180H50V181H52V184H54V185H52L51 184V182L49 183L48 182V180H47V178ZM59 177H61V178H59ZM63 177V178H62ZM126 177V176H125ZM155 177V178H156ZM172 177V176H171ZM51 178H52V180H51ZM55 178V180H53ZM79 178V179H78ZM123 178H124V176H123ZM128 178V177H127ZM141 178V179H140ZM143 178V179H144ZM61 179V180H60ZM78 179V180H77ZM120 179V178H119ZM122 179V178H121ZM124 179H125V182H124ZM123 180H122V182H124V183H127L126 182V178H124ZM152 180L151 181V183H150V180ZM59 180V181H58ZM64 180V181H63ZM66 180V181H65ZM74 181V182H72V181ZM116 180H118V178L117 179H115V181ZM149 180V181H148ZM120 182H121V180H119ZM42 182V183H41ZM46 182V183H45ZM47 182H48V184H47ZM59 182H61L62 184H60ZM76 182H78V183H76ZM43 183H45L44 185H43ZM59 183V184H58ZM89 183V182H88ZM90 183H92L91 181H90ZM89 183V184H90ZM113 183H114V181L112 182V183H106V184H104V183H102V187L103 188H110V185L112 184L113 185ZM116 183L118 184V182L116 181ZM129 183H127V184H129ZM143 183H146L145 182V179H144V181H143ZM41 184V185H40ZM65 184V185H64ZM79 184V185H78ZM96 184V183H95ZM104 184V185H103ZM117 184H114V186H116ZM132 184H134V182L132 183ZM216 184V183H215ZM59 185V186H58ZM72 185V186H71ZM92 185V184H91ZM93 185H94V182H93ZM92 185V186H93ZM111 185V186H112ZM121 185V184H120ZM129 185H131V184H129ZM148 185V186H149ZM178 185V184H177ZM216 185H218V184H216ZM216 185H214L215 186V189H216V187H219V186H216ZM52 186H53V189H52ZM55 186V187H54ZM64 186H66V187H64ZM70 186H71V188H70ZM96 186V185H95ZM114 186H113V188H114ZM117 186H119V184L117 185ZM132 186V185H131ZM152 186H153V184H152ZM152 186H149L148 187V189L150 188V187H152ZM180 186V185H179ZM193 186H195V185H193ZM193 186H191L190 187V190H194V188H196V190L195 191H193V193L194 194H196L197 192H198V190H199V188H200V186H197V187H193ZM210 186H212V185H210ZM209 186V187H210ZM59 187V188H58ZM100 187V186H99ZM101 187V188H102ZM145 187H147V186H144V187H142L143 189H142V191H145V192H150V190H152V189H146ZM154 187V186H153ZM193 187V188H192ZM203 187V186H202ZM205 187V186H204ZM208 187V186H207ZM207 187H205L204 188V191H205V189L207 188ZM213 187V186H212ZM227 187V186H226ZM226 187L224 188V187H220V188H222L220 191L221 192H223V193H221V192H218V194H222V197L224 196L225 198L227 197V192H225V190H228L229 188H231V187H229V188H227L226 189ZM55 188H57V189H55ZM60 188H61V190H60ZM64 188V189H63ZM112 188V187H111ZM113 188H112V190H113ZM133 188H134V190H135V184L133 185ZM155 188V187H154ZM184 187H183V185H182V188L181 189H183ZM192 188V189H191ZM214 188V187H213ZM67 189V190H66ZM79 189V190H78ZM138 188H136V190H137ZM185 189H188V188H185ZM201 189V188H200ZM211 189V188H210ZM210 189L208 188L207 190H208V192L210 191ZM225 189V190H224ZM80 190H82V191H80ZM147 190V191H146ZM184 190V189H183ZM201 190H203V188L201 189ZM218 190V191H219ZM230 190L233 192V191H235V190H233V189H229L228 191L230 192ZM56 191V192H55ZM57 191H59V192H57ZM66 191V192H65ZM72 193H71V192ZM86 191V190H85ZM152 191H154V190H152ZM151 191V192H152ZM212 191V193H214L213 192V190H211ZM216 191H217V189H216ZM63 192H64V194H63ZM80 192V193H79ZM87 192V191H86ZM145 192H143V194H146ZM147 192V193H148ZM191 192L192 191H190V193H189V191H188V193L189 194H191ZM200 192V191H199ZM207 192V191H206ZM205 192V193H206ZM207 192V193H208ZM231 192V193H232ZM237 191H235V193H236ZM48 193V192H47ZM74 193V194H73ZM83 193V194H82ZM153 193V192H152ZM152 193L150 194L151 196H152ZM154 193H155V191H154ZM187 193V194H188ZM201 193H203L202 191H201ZM210 193V192H209ZM212 193L211 194H208L209 196L210 195H212ZM238 193L239 192H237V194H234V196L236 195V197H238L237 195H238ZM56 196H55V195ZM58 194H59V196H58ZM62 194V195H61ZM65 194H66V196H65ZM77 194V195H76ZM126 194V193H125ZM142 193L140 192V195H141ZM188 194V195H189ZM215 194V197H217V198H215L214 196H212V198L214 197L215 199H218V198H220L219 196H221V195H219L218 196V194H216V193H214ZM230 193H228V196L229 197H232L231 195H229ZM243 193H239V195L241 196ZM79 195H81V196H79ZM86 195H87V193H86ZM85 195V196H86ZM124 195V194H123ZM129 195H132V194H128V196ZM139 194H136L135 196H136V199H138V198H144V197H146L147 195H145V196H139V197H137ZM186 195V192H182V195L180 196V197H182V196H185ZM193 195V194H192ZM200 195V196H199ZM207 195V194H206ZM205 195V196H206ZM207 195V196H208ZM217 195V196H216ZM226 195V196H225ZM56 197V198H54V197ZM127 195H125L124 196V198H125V200H124V198H123V196H121L122 197V199H123V201H122V199H121V201H120V199H117L116 200V202H118V203H120V204H118V203H116L115 205H117V207L115 208L114 207V205H113V208L111 209V208H109L108 209V211H106V213H105V210H107V208L104 210V211H99V210H97V209H93V210H89L88 212H85V210H83L82 211V208L81 207H83L82 205H83V202L82 203H80V202H77V201H73L70 205H71V208L69 209H66V207L65 206H60V207H58V206H56L57 205V203L59 202V201H57V200H55V201H53L54 202V204H55V206H53L54 204L53 203H51V207L50 206H48V205H50V203H48V202H46V203H48L47 204V206L46 205H39L38 203L36 204H34L33 202H29V204H28V202L26 203V200H22L21 201V199L20 200H18L17 201V198H12V199H9V200H12L11 202L12 203H8V202H10V201H7V202H5V201H1L0 200V203H1V205H0V237H1V239H2V236H3V238H4V240L5 241H7L8 239V241H9V247H7L6 248V244L5 243H7V242H5L4 240H1L0 241V261H1V264L2 263H4V264H131V260H132V262L134 263V264H137V263H135V261H137L138 260V262L140 263V264H158V262H159V258H158V255L156 256V254L155 255H153V253L151 254V250L152 251H159V252H161V262H159V264L161 263V264H228V262H226L224 259H221L220 258V251H221V248L222 247H226V248H234L235 246L236 247H239V248H241L242 246H243V244L245 243L242 239L244 238V234L242 235L241 233H243V232H247V231H249L250 233L252 232L253 234H254V236H259L258 234H260V235H263L264 234V225H263V222H261L260 223V221H257L258 223H253V222H251V223H253L254 225H252L251 223H246L247 222V220H248V222H250L251 220H253V217L255 216L254 215V211H249V215H247V216H243L242 214V216L244 217V219H243V217L242 216H240V215H238V214H236V213H231V211L233 212L234 210H235V212L238 210V208H237V210L236 209H231V211L230 210H228L229 209V207H227L228 209V211H226V213L227 212H229L230 213V216H231V214H232V216L234 217H232V218H229V219H233V221L236 219V217H237V220L240 218V219H242L243 220V222H244V220L245 219H247V220H245L246 222L245 223H243L242 221L240 222V223H236L235 221H237V220H235L234 222H231L228 218H225V217H230L228 214H227V216H226V214H223V213H225V212H222V211H224L226 208V205H227V201L226 200H224L223 199V203H224V205H222L221 207H222V209L221 208H219L220 210H222V211H217L216 212V210L214 211V213H212L213 211H207V212H204L205 213V215H204V213L202 212L203 210H205V209H202V210H200V209H198V210H193V212H192V210L190 209H186V208H181L182 209V211H184L183 209H186L184 212H182L181 211V209H180V211H178V214H180L179 216H178V214H176L177 212H175V210L176 209H178L179 210V208H178V202L177 201H180V200H175V197H173L174 198V201H173V199H171L174 203H177V204H174L172 201V204H170V201H169V207L171 208L170 210H169V207L167 208H165L164 206H162V204H161V208H165L164 210L166 211V212H168V214H165L166 212L163 210V209H160L159 207H155L156 209H158V210H163L165 213H161V215H164V217L166 218V222L168 223V225L166 224V228L165 229H163V225H162V223L161 222H163V221H165V220H163V221H161V219H164V217H160V213L158 212L157 213V210H155V212L154 213H152L153 212V210H152V208H154V206L153 207H150V209L148 210V211H146L148 208H149V206L148 205H155V204H157L158 202H157V196H156V194L154 195L155 197H148L147 196V198L148 199H150L151 200V203H152V199H155L154 201H156V202H154L153 201V203H155V204H151L150 203V201H146L145 203H143L144 201H142L143 200V198H142V200L140 199H138L139 200V204L141 205V203H143L142 204V206H145V204L147 203V202H149L150 204H146L147 206H146V208H144V207H142V206H140L141 208H143V209H139L140 207H138L139 205H137L138 203H133L132 202V200H130V202L128 201V199H129V197H128ZM194 196V195H193ZM192 196V197H193ZM205 196H203V198H205ZM206 196V197H207ZM243 196V195H242ZM80 197V198H79ZM196 197L197 196H194L193 198L196 200ZM198 201H196L195 203H193V205H195V204H197V202H199V200H200V202H201V199H203V198H200V197H202V194H198ZM235 197V198H236ZM52 198V199H51ZM54 198V199H53ZM152 198V199H151ZM232 198H234V197H232ZM16 199V200H15ZM145 199V198H144ZM147 199V200H148ZM176 199H178V197L176 198ZM214 199V200H215ZM222 199V198H221ZM119 200V201H118ZM127 200V201H126ZM227 200H228V198H227ZM88 201V202H87ZM141 201V202H140ZM203 201V200H202ZM217 201V200H216ZM219 201V200H218ZM222 201V200H221ZM221 201H219V203L217 202V205L218 206H220V203H221ZM13 202L15 203V204H13ZM21 202V203H20ZM76 202V203H75ZM96 202H97V204H96ZM122 202V203H121ZM123 202H125L124 203V206H123ZM126 202H128V203H126ZM226 202V203H225ZM23 203H25V204H23ZM33 203V204H32ZM46 203H44V204H46ZM78 203H80L81 204V206L78 204ZM85 203V202H84ZM95 203V204H94ZM130 203V205H128ZM132 203V204H131ZM180 203V202H179ZM228 203H229V201H228ZM232 203V202H231ZM3 204H6V205H3ZM9 204V205H8ZM22 206H21V205ZM28 204V205H27ZM43 204V203H42ZM53 204V205H52ZM77 204H78V206H77ZM122 204V205H121ZM127 204V205H126ZM134 204V205H133ZM136 204V205H135ZM226 204V205H225ZM16 205V206H15ZM32 205V206H31ZM59 205V204H58ZM70 205H69V207H70ZM97 205V206H96ZM159 205V203L157 204V206ZM175 205L177 208L175 209L173 206ZM229 205V204H228ZM227 205V206H228ZM12 206V207H11ZM13 206H15V207H13ZM27 207V209L29 210V212H28V210L27 209H25L26 207ZM56 209H54L53 207ZM120 208H119V207ZM125 206H129V208L128 207H125ZM136 206V207H135ZM160 206V205H159ZM223 206H225L224 208H223ZM230 206H232V205H230ZM233 206H235V205H233ZM8 209H7V208ZM19 207V209H16V208H18ZM22 207H24V210H23V208ZM28 207H30V208H28ZM63 207H65L64 209H62ZM77 207V208H76ZM122 207H125V209L127 208V210H125L124 208L123 209H121ZM130 207H131V211H130ZM174 209H173V208ZM10 208V209H9ZM13 208H15V209H13ZM36 211V212H40V215H42V217L45 215V217H43V218H47L46 216H49V220H52V221H56V223H57V221H59V224H60V222H61V220H62V222H69V223H67V224H69L70 225V223H71V227H69V226H67V225H63L62 226V223L60 224L62 227L60 228L61 230V233H60V231L58 230V232L57 231H51V230H47L46 228H44L43 226H42V224H41V222L42 221H40L39 222V220H37L36 221V218H34L35 216H36V212L33 210V209ZM44 208V210H46V211H44V210H42ZM51 208V209H50ZM72 208H74V210L75 209H78V210H75V211H72L73 209ZM81 208V209H80ZM83 208H85V207H83ZM137 208H138V211H135V210H137ZM154 208V209H155ZM31 209V210H30ZM48 209V210H47ZM80 209V210H79ZM110 209H111V211H110ZM119 209H121V210H119ZM144 209H146L145 211H144ZM173 209V213H172V210ZM218 209V208H217ZM224 209V210H223ZM252 209V208H251ZM255 209V211H256V208H253V210ZM33 210V211H32ZM65 210H66V212H67V210H68V213L69 214H66V212H65ZM70 210L72 211V213H70ZM114 210H115V212H114ZM140 210V211H139ZM141 210H142V212H141ZM152 210V212H150ZM258 210V209H257ZM32 211V213H30ZM52 211V212H51ZM80 211H82L83 213H85V215H86V217H85V215L82 213V212H80ZM144 211V212H143ZM177 211V210H176ZM197 211H198V213H197ZM26 214H24V213ZM35 212V213H34ZM47 212V213H46ZM64 212V213H63ZM73 212H74V215H73ZM78 212H80L81 214H83V215H81V214H79V215H77L78 214ZM89 212H90V214H89ZM98 212H99V214H98ZM101 212H102V214H101ZM107 212H108V214H107ZM170 212H171V214H173L174 215V212H175V214L176 215H171L170 214ZM208 212H209V214H208ZM216 212V213H215ZM250 212H252L253 213V215L254 216H252V213H250ZM258 212V211H257ZM257 212H256V214H257ZM34 213V214H33ZM53 213V214H52ZM61 213V214H60ZM88 213V214H87ZM114 213V214H113ZM117 213H119L120 214V216H121V214H122V216L120 217L119 215L118 216H116L117 215ZM197 215H196V214ZM202 215H200V214ZM203 213V214H202ZM219 213V215H216V214H218ZM220 213H222V214H220ZM259 213V212H258ZM39 214V213H38ZM63 214V215H62ZM65 214V215H64ZM92 214V215H91ZM93 214H94V216H93ZM128 214H129V216H130V219L131 220H129V221H131V222H127L128 224L127 225H123V224H125V219L128 217V219H129V216H128ZM193 214H194V217H193ZM199 214V215H198ZM206 214H208V216L206 215ZM30 215V216H29ZM35 215V216H34ZM102 215V216H101ZM123 215L125 216V217H123ZM126 215H127V217H126ZM192 215V216H191ZM224 215V216H223ZM236 215H238V216H236ZM260 215H262V211H261V213H259V216ZM30 218V217H32L33 219H35V220H30V222L27 220L28 218ZM67 216H69V217H67ZM89 216H90V218H93V219H90L89 218ZM104 216V218H101V219H98V218H100V217H103ZM168 216V217H167ZM171 216V217H170ZM173 216V217H172ZM190 216L192 217V218H190ZM221 216V217H220ZM264 215H262V217L260 216V218H264L263 217ZM22 217H26V218H22ZM78 217H81V218H79L78 219ZM83 217V218H82ZM94 217H96V218H94ZM110 217V218H109ZM115 217H117V219L115 220ZM177 218L176 219V221H182L183 223H180L179 225L180 226H178L177 225V222L174 220L175 218ZM187 217V218H186ZM217 217H218V220H217ZM220 217V218H219ZM222 217H223V221H221L220 222V220L222 219ZM242 217V218H241ZM22 218V219H21ZM51 218H53V219H51ZM85 218V219H84ZM87 218V219H86ZM106 218H108V220H109V222L108 223H110L111 222V218H113V221H112V223H113V225L111 226V224H105L104 225V222L106 223L107 221V219ZM122 218V219H121ZM124 218V219H123ZM160 218V219H159ZM167 218L169 219V221H170V219H172V220H174L173 222L175 223V224H171V223H173L172 222V220H171V223L170 222H168L167 221ZM216 218V219H215ZM249 218H250V220H249ZM256 218H258L257 216H255V218H254V220L256 219ZM27 221H26V220ZM96 220L97 221V219H98V221L96 222L95 221V223H94V221L93 220ZM102 219H103V221H102ZM104 219H106L105 221H104ZM128 219H126V220H128ZM16 220H17V222H18V220H20V221H25V223L24 222H22L21 223V225H18V229L19 230H23V229H27V230H23L24 231V233H25V235L24 236H18L17 234L19 233V232H17L18 231V229H14V227H13V224L16 222ZM66 220V221H65ZM85 220H87V222L85 221ZM122 220V221H121ZM124 220V221H123ZM153 220V222H151V221ZM154 220H157L156 222L154 221ZM215 220V221H214ZM230 222H229V221ZM257 220H259V218L257 219ZM19 221V222H20ZM100 221H102V222H100ZM115 221H116V223H115ZM121 223H120V222ZM149 221V222H148ZM256 221V220H255ZM3 222H5V223H3ZM7 222V223H6ZM27 222V223H26ZM122 222H123V224H122ZM134 222V223H133ZM8 223H11V224H8ZM32 223H34V224H32ZM89 223H93V224H89ZM102 223V224H101ZM131 223H133V224H131ZM149 223H151V224H149ZM260 223V224H259ZM31 224L33 225V226H31ZM40 224H41V226H40ZM114 224H116V225H114ZM122 224V225H121ZM165 224V223H164ZM184 225V227H186V226H188V228L191 226V227H193V229H190V230H196V231H191V232H187V229L184 231V229H182L183 230V232L181 231V226L183 227V225ZM224 224V225H223ZM234 224H236V225H234ZM238 224V225H237ZM9 225H11V227H9ZM17 224H15V226H16ZM25 227H24V226ZM38 226V227H35V226ZM109 225V226H108ZM221 225H222V227H221ZM233 225H234V227H233ZM5 227V228H3V227ZM8 226V227H7ZM20 226V227H19ZM86 226V227H85ZM89 226H90V230H89ZM245 226V227H244ZM248 226V227H247ZM30 227V228H29ZM33 227V228H32ZM72 228V229H74V230H70V229H68V228ZM180 227V228H179ZM3 228V229H2ZM7 228H9V229H7ZM12 228V229H11ZM65 228V229H64ZM88 229V231H86L87 229ZM180 229V234L182 233L183 235L182 236H179V234H177L178 232H179V230L177 231V229ZM225 230H224V229ZM233 228V229H232ZM235 228H236V230H238V231H236L235 230ZM238 228V229H237ZM15 231H14V230ZM33 229V230H32ZM45 229V230H44ZM86 229V230H85ZM167 230V232H164V234H161V233H163V231L162 230ZM250 229V230H249ZM14 231V232H16V233H14V232H12V231ZM31 232H30V231ZM42 230H44V231H46V232H44V231H42ZM64 232H63V231ZM92 230V231H91ZM93 230H95V231H93ZM99 230H101V231H99ZM159 230H161V232H159ZM189 230V231H190ZM240 230L242 231L241 233H240ZM9 231H11V232H9ZM22 231V232H23ZM28 231V232H27ZM37 231H38V233H40L39 235H35V234H38L37 233ZM74 231V232H73ZM77 231V232H76ZM83 231V232H82ZM86 231V232H85ZM91 231V232H90ZM97 231H98V233H97ZM201 231H204L203 233H206V232H209L208 234H209V237L207 236H202L201 235ZM212 231V232H211ZM232 231V232H231ZM234 231V232H233ZM235 231H236V233H235ZM5 232H7V233H5ZM22 232H20V233H22ZM26 232H27V235H26ZM36 232V233H35ZM47 232L49 233V234H47ZM51 232V233H50ZM55 232V233H54ZM57 232V233H56ZM67 233V235H66V233ZM85 232V233H84ZM89 232V233H88ZM214 232V233H213ZM10 235H13V234H16L18 237H22V241H21V238H17V236L15 237L16 239L15 240H10V237H11V239H14V237L13 236H8L9 234ZM33 233V234H32ZM45 233V234H44ZM70 233V234H69ZM74 233V234H73ZM84 233V234H83ZM88 234V235H85V234ZM158 233V234H157ZM160 233V234H159ZM166 233V234H165ZM210 233H213V234H210ZM3 234H5V235H3ZM7 234V235H6ZM54 234H55V236H54ZM61 234H63V235H61ZM69 234V235H68ZM73 234V235H72ZM75 234H77V235H75ZM173 234H174V236H173ZM175 234L177 235L176 237H175ZM207 234V233H206ZM241 234V235H240ZM256 234V235H255ZM57 235H59V236H57ZM204 235V234H203ZM5 236V237H4ZM29 237V238H26V237ZM33 236V237H32ZM43 236V237H42ZM51 236V237H50ZM53 236V237H52ZM65 236V237H64ZM78 236V238L76 239V237ZM6 237L8 238V239H6ZM24 237V238H23ZM40 237V238H39ZM42 237V238H41ZM58 237V238H57ZM61 237H64V238H61ZM69 239H68V238ZM25 238H26V240H25ZM33 238V239H32ZM36 238V239H35ZM39 238V239H38ZM50 238H51V242H50ZM66 238V239H65ZM75 238V239H74ZM260 238H262V237H260ZM24 239V240H23ZM47 239H48V241H47ZM57 239V240H56ZM62 239V240H61ZM68 239V240H67ZM70 239H72V240H70ZM241 239V240H240ZM262 239H264V237L262 238ZM28 240V241H27ZM35 240V241H34ZM4 243H3V242ZM11 241V242H10ZM55 241H58V243L57 242H55ZM63 241V242H62ZM65 242V243H64ZM61 243V244H60ZM124 244L123 245V248L122 249H117L116 248V245L117 244ZM186 243H188V244H191L190 246H192L193 245V243H194V245L195 246H197V248L198 249H200V251H205V252H213L212 251V249H215V256L212 258V259H208V258H205V256H197V254H198V252H190L189 254H180V256L178 255H176V256H172V255H169V254H167V252H168V250H170L169 248L170 247H173V249L174 250H176L174 247L176 246V247H181V246H184ZM2 244H4V245H2ZM116 244V245H115ZM181 244H184V245H181ZM188 244H187V246H188ZM231 244V245H230ZM235 246H234V245ZM246 244V243H245ZM247 244H248V242H247ZM256 244V243H255ZM255 244H253V245H255ZM92 245V246H91ZM95 245V246H94ZM114 246L115 245V248H111V246ZM132 245V246H131ZM220 245V246H219ZM233 245V246H232ZM253 245H251L250 246V248H253L254 250H256L255 252H257V249H260V248H258L257 247V245H255V247L253 246ZM10 246H11V248H10ZM195 246H193V247H195ZM219 246V248L217 249V247ZM228 246V247H227ZM246 246V245H245ZM244 246V248H245V250H246V248L247 247H245ZM253 246V247H252ZM23 247H24V250L26 251V252H24V250H23ZM215 247V248H214ZM221 247V248H220ZM22 248V251L24 252V254H23V252L21 251V250H19V249H21ZM243 248V249H244ZM248 249L249 250V252H250V250H252V251H254L253 249ZM256 248V249H255ZM113 249H115V250H113ZM117 249V250H116ZM172 250V249H171ZM217 250V251H216ZM9 252V253H8ZM11 252V253H10ZM63 252V253H62ZM254 252V253H255ZM262 252H264L263 250H262ZM6 253H7V255H6ZM25 253H26V255H25ZM252 253V252H251ZM65 254V255H64ZM250 254V253H249ZM61 255V256H60ZM125 255H128V258H131V257H139V256H142L143 257V259L145 258V263L144 262H142L141 263V261H139V259L141 260L142 258H136L137 260H135V258H131V260L129 261V259H128V261H129V263H128V261L126 260V257H125V260H121V259H119V257H121V256H123V257H121L122 259H124V256ZM197 256V258H196V256ZM22 256H25V257H22ZM59 256V257H58ZM130 256V257H129ZM222 256V255H221ZM4 257V258H3ZM8 257V258H7ZM28 257H30V258H28ZM60 257H64L63 259L62 258H60ZM66 257H68V258H66ZM232 257V256H231ZM22 258H23V260H22ZM25 258V259H24ZM72 258V259H71ZM65 259V260H64ZM66 259L68 260V259H71V260H69V262L68 261H66ZM142 259V261H144ZM26 260V261H25ZM162 260H163V262H162ZM224 260V261H223ZM7 263H6V262ZM65 261V262H64ZM70 261H71V263H70ZM127 261V262H126ZM76 262V263H75ZM198 262V263H197ZM199 262H201V263H199ZM203 262V263H202ZM226 262V263H225Z\"/></svg>",
    "mask_w": 264,
    "mask_h": 264
},
{
    "label": "bare ground",
    "instance_id": "obj_2",
    "mask_svg": "<svg viewBox=\"0 0 264 264\" xmlns=\"http://www.w3.org/2000/svg\"><path fill=\"white\" fill-rule=\"evenodd\" d=\"M15 1H17V0H14V2ZM20 2V4H21V0H19ZM109 0H25V5H23L24 7H26V8H23V9H26L25 10V12H18V14H10L9 12V8H10V6H12L14 3H13V0H0V40L2 41V40H5V38L7 37V36H10V35H14V38H17V37H30V38H32V39H34V38H39V39H37V40H40V38H46V37H50V35H52V34H59V33H63V31H65V29H64V27L66 26V25H64L62 22H60L61 20H58V18L60 17L59 15H60V13L58 14V12H55V10H54V12L55 13H51L50 11H44V14L42 13V14H39V13H35L34 12V10L36 9V7L39 5V3L40 2H42V3H45V4H49L50 6L52 5V7L51 8H53L54 6H58V8L59 7H61V8H65V10L67 9V10H69V13H70V11L71 10H76V11H80V14H81V12H83L84 14H88V13H93V15H95L94 17L96 18V17H98L99 18V16H100V18H101V20H103V18H104V20H105V18L107 17V18H110V19H112V17L113 18H115V19H117V18H119V20L120 19H124V17H128L129 19L130 18H141V15L142 14H145L147 11H151V9L153 10L154 9V6H152V4L150 3H147V4H143V3H131V4H128V5H118V4H115V3H109L108 2ZM201 1V0H200ZM199 1V2H200ZM242 1H244V0H242ZM245 1H247V3H249V2H254L253 0H245ZM244 1V2H245ZM22 2H24V1H22ZM196 2V1H195ZM15 3H17V2H15ZM19 4V5H20ZM238 6H240V7H238L239 8V10H238V12L234 15L235 17H238V18H240V19H244V21H245V19H247L248 18V20H249V18L250 19H252V20H254L255 18L256 19H260L262 22H264V11H261V12H259L258 11V14H252V12H254V11H256V9H258L257 7H256V9H254V11H252L251 13H249V10L250 9H248L247 7H245L244 5H246V4H244V3H242L241 1L240 2H238ZM49 5H47V6H49ZM14 7V6H13ZM153 7V8H152ZM157 7V6H156ZM155 7V8H156ZM263 7H264V5H263ZM224 8V7H223ZM259 8H261V6L259 7ZM12 9V8H11ZM22 9V8H21ZM54 9H56V8H54ZM222 9V8H221ZM48 10V9H47ZM60 10V9H59ZM263 10V9H262ZM51 11H52V9H51ZM56 11H57V9H56ZM63 11V10H62ZM62 11H60L61 12V14H63L62 16H64V13L62 12ZM156 11V10H155ZM53 12V11H52ZM257 12V11H256ZM66 13H68L67 11H66ZM69 13H68V15L67 16H69ZM156 13V12H155ZM154 13V15H155V17H154V15H152L153 16V20L154 21H152V22H161V18H163V17H161L160 15V17L157 15V13L155 14ZM255 13V12H254ZM71 14V13H70ZM76 14V13H75ZM79 13H77L76 15H80ZM159 14V13H158ZM66 15V14H65ZM74 15V14H73ZM230 15V14H229ZM231 15H233V14H231ZM72 16V15H71ZM143 16V15H142ZM195 16H197V15H195ZM228 16V15H227ZM226 16V17H227ZM4 17H8L7 19H3ZM151 17V16H150ZM232 17V16H231ZM231 17L229 18V19H231ZM98 18H97V24H99L100 22H107V21H98ZM100 18H99V20H100ZM106 18V19H107ZM224 18H225V16H224ZM69 19V21H70V18H68ZM128 19V20H129ZM179 19H180V17H179ZM178 18H176V19H174L171 23L173 24V26H175V30H177V29H179L180 27V29H182V28H189V29H191L192 27L193 28H195L194 27V24L193 23H195V21H192V19L190 18V19H183V20H185V21H183V22H181L180 20H179ZM204 19V18H203ZM205 19H207V21L209 20L208 18H205ZM239 19V21H241ZM255 19V21H257ZM141 20H143V18H141V19H139V20H137V22L139 23H142L141 22ZM148 20V19H147ZM150 20V19H149ZM108 21H109V19H108ZM145 21H146V19H145ZM163 21V20H162ZM204 21V20H203ZM203 21H201V22H203ZM228 21V20H227ZM261 21H260V24H261ZM67 22V21H66ZM78 22H80V21H78ZM77 22V23H78ZM99 22V23H98ZM148 22V21H147ZM150 22V21H149ZM233 22H234V20H233ZM254 22V21H253ZM86 23V22H85ZM89 23V22H88ZM130 23H132V22H130ZM129 23V24H130ZM137 23V24H138ZM228 23V22H227ZM229 23H231V22H229ZM234 23H236V22H234ZM255 23V22H254ZM253 23V24H254ZM79 24V23H78ZM96 24V23H95ZM127 24V23H126ZM125 24V25H126ZM134 24V23H133ZM132 24V25H133ZM136 24V25H137ZM143 24V23H142ZM145 24V23H144ZM143 24V25H144ZM147 24V23H146ZM149 24V23H148ZM206 24V23H205ZM260 24H259V27H260ZM125 25H121L120 24V26L119 27H121V28H123ZM139 25V24H138ZM161 25V24H160ZM167 25V24H166ZM227 25V24H226ZM231 25H233V24H231ZM236 25V24H235ZM91 26H93V25H91L90 23L89 24H87L86 23V25L85 24H83V25H78V26H75L74 28H73V30L74 31H81V30H86L87 32H88V34H90L89 36H91V37H98L97 35H99V36H101V33L100 32H98L99 31V29L97 30V29H93L94 28V26L93 27H91ZM104 26V25H103ZM123 26V27H122ZM142 26V25H141ZM162 26V25H161ZM161 26H160V28H161ZM165 26V25H164ZM102 27V26H101ZM113 27V26H112ZM143 27V26H142ZM153 27V26H152ZM156 27H157V25H156ZM169 27V26H168ZM198 27V26H197ZM200 27V26H199ZM233 27H234V25H233ZM232 27V28H233ZM235 27H237V26H235ZM235 27H234V29H235ZM264 27V26H263ZM96 28V27H95ZM104 28H107V27H105L104 26ZM114 28H115V26H114ZM144 28H146V27H144ZM158 28V27H157ZM204 28V27H203ZM203 28H201V29H203ZM210 28V27H209ZM231 28V27H230ZM239 27H237L235 30H236V32H238L239 31V29H238ZM103 29V28H102ZM110 29V28H109ZM170 29V28H169ZM204 29H206V27L204 28ZM237 29H238V31H237ZM261 29H263V28H261ZM71 29H69V31H70ZM94 30H96L98 33H96V31H94ZM122 30V29H121ZM123 30H124V28H123ZM147 30H148V28H147ZM156 30H158V29H156ZM171 30V29H170ZM188 30V29H187ZM199 30V32H200V29H198ZM197 30V31H198ZM209 30V29H208ZM66 31H67V29H66ZM101 31V30H100ZM106 31H107V29H106ZM116 31H117V29H116ZM119 31H120V29H119ZM159 31V30H158ZM178 31V30H177ZM186 31V30H185ZM194 31V30H193ZM190 32V33H192V34H194V32ZM203 31V30H202ZM207 31V30H206ZM214 31V30H213ZM108 32H110L109 30H108ZM112 32V31H111ZM111 32H110V34H111ZM146 32V31H145ZM189 32V31H188ZM196 32V31H195ZM210 32H211V30H210ZM232 32V31H231ZM104 33H106V32H104ZM166 33V32H165ZM183 33H185V32H183ZM183 33H181V34H183ZM198 33V32H197ZM204 33V32H203ZM212 33V32H211ZM216 33V32H215ZM109 33H107V37H98V39L100 38V40L102 41L101 42V44L103 43L107 48H111V49H115V50H120V49H122V50H125V53L127 54V59L128 60H133L134 59V61H138V62H141V63H144V62H146V63H153V65H154V69H155V75H157L158 73H159V75H157V76H159V77H156L157 78V80H158V82H159V79L158 78H160L161 77V81L163 82L164 80H165V78H167V80H165V81H169V80H171V81H173V82H171V84H170V82L168 83V85H163L164 84V82L162 83V89L164 88V87H166V88H168V89H166V88H164V91H160L161 93H164L165 95H167L166 97H164L163 96V94H161V97H160V94L159 93H157V94H159V95H157V97H159V98H161V101H160V99H159V101L157 102L156 101V103H154V104H152L153 102L151 101V100H149L148 98H147V100H149V101H147L146 100V97H144L143 96V94L142 93H139V94H129V95H127V97H125V99L126 100H123V101H128V103L130 104V103H134L138 108H141V111H143L142 109H144V108H146L147 109V107H150L149 106V102L151 101L152 103H150V104H152L153 105V108L155 109L156 107H158V109L161 107V112H162V110L164 109V107L166 106L167 107V103H168V100L170 99L171 100V107L173 108V110H176V111H184L185 109H189L188 111H199L200 110V108L198 109V107H200V105L199 106H196V104H195V100H193L194 102H192L190 99H187V100H185L184 99V101L183 100H179V98H177V96L178 95H180L179 93L181 92V90L184 88H180V87H182V85H183V83L184 82H186V83H184V84H188V82L189 83H191L192 84V86H191V84H190V88L191 87H193L194 85H196L195 84V82H194V85H193V79L191 80V82H190V78H188V76H185L186 75V73H182L183 72V70L181 71V74L184 76V78H188V82L183 78V76L181 75V74H179V75H181L182 76V78L184 79H181V77H177V79L176 78H172L174 75H173V73H169L168 74V76H167V70H165V67H167L168 66V64L167 63H171L172 62V64L174 65V67L176 66L175 65V61H179V62H185V61H189L190 63L191 62H193V67H194V65L195 64H198V66L200 67L201 65L202 66H204V67H209V69L211 68V67H213L212 65V63H210V60H208L207 62H205V61H203L202 59L200 60V59H196V58H194V56H192L193 58H191V56H190V54H188L190 57H188V56H185V54H183V52L181 53H178V52H176V56H173V54L171 55L170 54V52L169 51H167V52H159L158 51V49L156 48V47H153V46H150V45H148V44H146V45H141V44H139V45H133V44H130V46L129 47H127V45L125 46V45H123L120 41H118V40H116L115 38H114V36L112 35H108ZM169 34V33H168ZM175 34V33H174ZM187 34V33H186ZM196 34V33H195ZM199 35L198 36H201V34L200 33H198ZM65 35V34H64ZM67 35H69V34H67ZM172 35V34H171ZM178 35V34H177ZM180 35V34H179ZM190 35V34H189ZM208 34H203L201 37L204 39L206 36H207ZM210 35V34H209ZM212 35V34H211ZM214 35V34H213ZM16 36V37H15ZM52 36H55L56 37V35H52ZM62 36V35H61ZM75 36V35H74ZM195 36V35H194ZM204 36V37H203ZM64 37V36H63ZM66 37V36H65ZM77 37V36H76ZM189 37H191V36H189ZM200 37V38H201ZM208 37V36H207ZM211 37V36H210ZM114 38V39H113ZM192 38H194L193 36H192ZM199 38V37H198ZM197 38V39H198ZM7 39V38H6ZM19 39V38H18ZM23 39V38H22ZM17 40V39H16ZM29 40V39H28ZM31 40V39H30ZM81 40V39H80ZM97 40V39H96ZM185 40H188V39H185ZM190 40V39H189ZM188 40V41H189ZM199 40V39H198ZM248 40V39H247ZM25 41V40H24ZM46 41V40H45ZM86 41V40H85ZM188 41H186V43L188 42ZM196 41V40H195ZM207 41V40H206ZM252 41V40H251ZM4 42V41H3ZM26 42V41H25ZM28 42V41H27ZM31 42V41H30ZM39 42V41H38ZM97 42V41H96ZM190 42H192V41H190ZM246 42V41H245ZM7 43V42H6ZM183 43H184V41H183ZM99 44V43H98ZM192 44H193V42H192ZM205 44V43H204ZM249 44V43H248ZM196 45V44H195ZM185 46V45H184ZM183 46V47H184ZM196 46H198V45H196ZM202 46V45H201ZM200 46V47H201ZM235 46H236V43H235ZM249 46V45H248ZM252 46V45H251ZM91 47V46H90ZM90 47H89V49H90ZM105 47V48H106ZM180 47H181V45H180ZM203 47V46H202ZM29 48V47H28ZM60 48H62L63 49V47H60ZM81 48V49H80ZM86 49H87V47H85ZM85 48L84 47H79L78 48V46H69V47H67V49H64V51H62V52H60L59 50V52L60 53H63V54H65V55H69V56H73V57H75V58H80V59H78L79 61H81L80 62V65L79 64H75V62H74V64H75V67L78 65L79 66V72H78V74H83V75H87V74H91V69H90V67H87L88 65H90L89 64V62H87V63H85L84 61H82L84 58L83 57H85V55L87 56L88 54L90 55V54H94L95 55V52L93 51V50H89V49H87V50H85ZM93 48H94V46H93ZM97 48V47H96ZM100 48V47H99ZM246 48V47H245ZM250 48V47H249ZM248 48V49H249ZM42 49V48H41ZM41 49H37L36 47H30V49L29 50H25V49H19V50H16V51H14V52H10V53H8V54H5V55H0V60H5V63L7 62V65H9V67H15L16 65H18V64H16V62L15 61H17V63H25V61L28 59L26 56H24L23 54H25L26 52L29 54V55H35L36 57H41L40 55H43L42 53H44L43 51L41 52L40 50ZM56 49V48H55ZM95 49V48H94ZM185 49V48H184ZM247 49V50H248ZM57 50V49H56ZM102 50V49H101ZM100 50V51H101ZM109 50V49H108ZM121 50V51H122ZM96 51V50H95ZM110 51V50H109ZM109 51H108V53H109ZM120 51V52H121ZM243 51V50H242ZM241 50H240V52H234L233 51V53H232V58L234 59H232L234 62H232V63H238L240 66H249V68H251V67H253V69L251 70V72H249L250 74L252 73V71L254 70V71H256V70H258V72L256 71V73L257 74H259V75H257L256 73V76L254 75V73H253V77L252 76H249V77H252L251 79H253L251 82H249V83H246V84H244V85H246V86H244L243 85V87H242V84H240V87H239V90L241 91V90H243V89H247L246 87H247V84L249 85L248 86V89H247V91H248V93H249V96H250V100L251 101H248V100H246L245 101V98H244V96H243V100H242V102L244 103V101H245V103H244V105H242L243 103L242 102H239L240 103V107H237V108H235L234 107V103H233V105H231V107L233 106L234 108H229V109H231L230 111L232 112V114H233V117L234 118H236V120H234V122L237 124V123H243L244 121H242V120H238L240 117H243V116H241V111L238 113V111H237V109L239 110V109H241L242 111H243V108L245 107L246 108V106H248L249 105V103L250 102H252L253 101V99H251L252 97L251 96H253V94H251L250 95V92H252V90H254V94H256L257 96L258 95H260V96H263L264 97V54H262L261 53V56L260 57H258V58H256V59H254L253 58V55H251L252 53H246L245 51H243L242 52ZM94 52V53H93ZM98 52V51H97ZM105 52V51H104ZM107 52V51H106ZM185 52V51H184ZM232 52V51H231ZM59 53V54H60ZM164 53V54H163ZM166 53V54H165ZM173 53H175V52H173ZM3 54V53H2ZM48 54V53H47ZM97 54V53H96ZM101 54V53H100ZM22 55H23V57H22ZM49 55H52L51 53H49L47 56H49ZM62 55V54H61ZM230 55H231V53H230ZM229 55V56H230ZM254 55H255V53H254ZM260 55V54H259ZM263 55V56H262ZM100 56V55H99ZM103 57H105V55H102ZM126 56V55H125ZM196 56V55H195ZM67 57V56H66ZM65 57V58H66ZM93 57V56H92ZM92 57H90L91 58V60H92ZM103 57H102V59H103ZM198 57V56H197ZM53 58V57H52ZM55 58V57H54ZM89 58V57H88ZM97 57H95V59H96ZM101 58V57H100ZM131 58V59H130ZM202 58V57H201ZM47 59H49V58H47ZM51 59V58H50ZM94 59V58H93ZM125 59V58H124ZM231 59V58H230ZM18 60L20 61V62H18ZM21 60H22V62H21ZM66 60V59H65ZM65 60H63V61H65ZM76 60V59H75ZM77 60V61H78ZM84 60H86L87 61V59H86V57H85V59ZM119 60V59H118ZM118 60H117V62H118ZM121 60V59H120ZM229 60V59H228ZM227 60V61H228ZM35 61V60H34ZM36 61H38V60H36ZM60 61V60H59ZM62 61V60H61ZM79 61L78 62H76V63H79ZM93 61V60H92ZM115 61V60H114ZM134 61H132L133 63H134ZM164 61L165 62H167V63H164ZM214 61V60H213ZM28 62V61H27ZM29 62L31 63V61L29 60ZM57 62H58V60H57ZM102 62H103V60H102ZM117 62H116V64H117ZM176 62V63H177ZM178 62V63H179ZM226 62V61H225ZM14 63V64H13ZM32 63H33V60H32ZM31 63V64H32ZM35 63V62H34ZM43 63V62H42ZM50 63V62H49ZM61 64H62V62H60ZM64 63V62H63ZM137 63V62H136ZM135 63V64H136ZM195 63V64H194ZM229 63V62H228ZM12 64V65H11ZM16 64V65H15ZM37 64V63H36ZM44 65H45V63H43ZM58 64V63H57ZM57 64H55V65H57ZM65 64H67L66 62H65ZM69 64V66H70V63H68ZM88 64V65H87ZM110 64V63H109ZM112 64V63H111ZM140 64V63H139ZM138 64V65H139ZM163 64L165 65V64H167V66H163ZM189 64V63H188ZM200 64V65H199ZM216 64V63H215ZM219 64V63H218ZM6 64H5V66H7ZM13 65H15V66H13ZM20 65V64H19ZM41 65V64H40ZM124 65V64H123ZM178 65V64H177ZM179 65H180V63H179ZM221 65V64H220ZM222 65H225V64H222ZM221 65V66H222ZM21 66V65H20ZM24 66V65H23ZM29 66H30V64H29ZM35 68H38L39 66H35V65H33ZM32 66V67H33ZM46 66V65H45ZM59 66V65H58ZM61 67H62V65H60ZM77 66V67H78ZM106 66V65H105ZM112 66V65H111ZM114 66V65H113ZM120 66V65H119ZM140 66H141V64H140ZM147 66V65H146ZM150 66V65H149ZM170 66V65H169ZM181 66H182V64H181ZM216 66V65H215ZM26 67V66H25ZM25 67H21V68H25ZM76 67V68H77ZM81 67V68H80ZM93 67V66H92ZM117 67H118V65H117ZM142 68H143V66H141ZM173 67V68H174ZM177 67V66H176ZM179 67V66H178ZM183 67V66H182ZM188 67V66H187ZM218 67V66H217ZM220 67V66H219ZM224 67V66H223ZM226 67H227V64H226ZM26 68H28V66L26 67ZM42 68V67H41ZM52 68V67H51ZM106 68H108V67H106ZM105 68V69H106ZM111 68V67H110ZM109 68V69H110ZM113 68V67H112ZM120 68V67H119ZM125 68H127V67H125ZM135 68H137V67H134V69ZM140 68V67H139ZM195 68V67H194ZM197 68V67H196ZM195 68V69H196ZM201 68V67H200ZM13 69H15V68H13ZM16 69H17V66H16ZM32 69V70H31ZM33 69L34 68H31V67H29L28 69H26L27 71L29 70H31L30 72H31V74L33 73V75H34V71H33ZM46 69V68H45ZM49 69V68H48ZM54 69V68H53ZM56 69V68H55ZM54 69V70H55ZM58 69V68H57ZM90 69V71H88ZM114 69V68H113ZM112 69V70H113ZM117 69V68H116ZM121 69V68H120ZM154 69H153V71H154ZM191 69H192V67H191ZM202 69V68H201ZM237 69V68H236ZM248 69V68H247ZM256 69V70H255ZM26 70H24V71H22V70H19V71H21L22 73L24 72V74L26 73V76H28L27 74H30V72L28 71V73H27V71ZM34 70H36V69H34ZM37 70H39V69H37ZM51 70V69H50ZM76 70V71H75ZM74 71L77 73V69H75ZM128 70V69H127ZM140 70H141V68H140ZM169 70V69H168ZM176 70V69H175ZM175 70H174V73H175ZM189 70V69H188ZM192 70H194V69H192ZM17 71V70H16ZM26 71V72H25ZM48 71V70H47ZM71 70H69V72H70ZM85 71H88V73L86 72L85 73ZM109 71H111V70H109ZM119 71H121V70H119ZM198 71V70H197ZM201 71V70H200ZM206 71V70H205ZM236 71L237 70H235L234 72V74L236 75ZM38 71H35V73H37ZM50 72V71H49ZM63 72H65V71H63ZM67 72V71H66ZM68 72V73H69ZM90 72V73H89ZM107 72H108V70H107ZM106 72V73H107ZM112 72V71H111ZM118 72V71H117ZM178 72V71H177ZM189 73H190V71H188ZM187 72V73H188ZM203 72V71H202ZM211 72V71H210ZM241 72H242V70H241ZM245 72V71H244ZM247 71L245 72V73H248ZM260 72V73H259ZM10 73V72H9ZM8 73V74H9ZM15 73V72H14ZM39 73V72H38ZM45 73H47V72H45ZM52 73V72H51ZM51 73H50V75H51ZM58 75H57V77L58 76H61V75H59L60 73H58V71L56 72ZM74 73V72H73ZM94 74H95V72H93ZM101 73H103V72H101ZM114 73H115V71H114ZM125 73V72H124ZM127 73V72H126ZM145 73V75L147 76L146 78H148L149 76H150V73H152V71H146V72H144ZM157 73V74H156ZM179 73V72H178ZM201 73V72H200ZM208 73V72H207ZM3 74V73H2ZM16 74H19V73H16ZM23 74V75H24ZM30 74V75H31ZM66 74V73H65ZM75 74V73H74ZM78 74H76L78 77L80 76V75H78ZM104 74V73H103ZM113 74V73H112ZM121 75L120 76H123L124 78H125V76H127V75H125V74H122V73H120ZM128 74V73H127ZM130 74V73H129ZM171 74V75H170ZM195 74V73H194ZM240 74V73H239ZM7 75V74H6ZM47 75V74H46ZM50 75H49V78H50ZM85 75V76H86ZM107 76H108V73L106 74ZM118 75V74H117ZM172 76V77H170V76ZM191 75V74H190ZM199 75V74H198ZM203 75V74H202ZM240 75H242V74H240ZM240 75H239V77H240ZM247 75V74H246ZM245 75V76H246ZM2 76V75H1ZM42 76V75H41ZM43 76H44V74H43ZM87 76H89V75H87ZM93 76V75H92ZM104 76V75H103ZM114 76V75H113ZM112 76V77H113ZM119 76V77H120ZM175 76H178L177 74H175ZM174 76V77H175ZM192 76V75H191ZM208 76V75H207ZM245 76H243V77H245ZM3 77V76H2ZM12 77H16V76H12ZM20 77H21V75H20ZM55 77V76H54ZM66 77V76H65ZM76 77V76H75ZM98 77V76H97ZM109 77V76H108ZM115 77V76H114ZM118 76H116L115 77V79L117 78V80H118V78H119ZM134 77V76H133ZM193 77V76H192ZM194 77H195V75H194ZM203 77H204V75H203ZM203 77H202V79H203ZM234 77V76H233ZM236 77H237V75H236ZM242 77V76H241ZM40 78V77H39ZM64 78V77H63ZM71 78V77H70ZM69 78V80H71ZM73 78V77H72ZM82 78H84V77H82ZM82 78H80V80L82 79ZM104 78V77H103ZM101 78L102 79V82L103 81H107V80H109V78H111V75H110V77L107 79V80H104V79H106V78ZM121 78V79H120ZM119 79L120 80H123L124 78H122V77H120ZM127 78V77H126ZM129 78V77H128ZM168 78H170L169 80H168ZM198 78H200V76H198ZM207 78V77H206ZM212 77H210V79H211ZM6 79V78H5ZM8 79V78H7ZM45 79V78H44ZM55 79V78H54ZM54 79H51V80H54ZM60 79V78H59ZM75 79V78H74ZM77 79V78H76ZM87 79V78H86ZM112 79V78H111ZM151 79H153V78H148V79H146L145 80V82H151L150 83V86H152L153 85V81L154 80H151ZM162 79H164V80H162ZM178 80V79H181V80H179V81H176V80ZM250 79V78H249ZM56 80H58V78L56 79ZM88 80V79H87ZM116 80V81H117ZM144 80V79H143ZM142 80V81H143ZM183 80V81H182ZM197 80V79H196ZM195 80V81H196ZM200 80V79H199ZM208 80H209V76H208ZM208 80H206L207 82H208ZM212 80V79H211ZM213 80H218V78L216 77V79H213ZM222 80V79H221ZM45 81V80H44ZM50 81V80H49ZM63 81V80H62ZM72 81H74V80H72ZM77 81V80H76ZM79 81V80H78ZM78 81H77V84H78ZM161 81H160V83H161ZM205 81V82H206ZM218 81H220V80H218ZM48 82V81H47ZM55 82V81H54ZM101 82V81H100ZM109 82H110V80H109ZM175 82V84H173ZM178 82H182V84H180V83H177ZM198 82L199 81H197L196 83L198 84ZM204 81H202V85H204V83H203ZM216 82V81H215ZM45 83V82H44ZM66 83H68L67 81H66ZM66 83H64V86H65V84ZM70 83V82H69ZM79 83H83V82H80L79 81ZM88 83V82H87ZM108 83V82H107ZM114 83V82H113ZM141 83V82H140ZM148 83V84H149ZM155 83H157V81L155 82ZM155 83H154V85L153 86H155ZM201 83V82H200ZM71 84V83H70ZM73 84V83H72ZM76 84V83H75ZM84 84V83H83ZM99 84V83H98ZM102 84V83H101ZM105 84V83H104ZM109 84H111L112 85V83H109ZM108 84V85H109ZM115 84H117V83H115ZM143 85H144V83H142ZM152 84V85H151ZM173 84V86L175 85H179L178 87L176 86V87H173V86H171L170 87V85H172ZM225 84V83H224ZM45 85H47V83L45 84ZM74 85V84H73ZM86 85V84H85ZM89 85V84H88ZM106 85V84H105ZM104 85V86H105ZM122 85V84H121ZM146 85V84H145ZM181 85V86H180ZM189 85V84H188ZM200 85V84H199ZM217 85H220V83L219 84H216V86ZM221 85H222V83H221ZM229 85V84H228ZM231 85V84H230ZM49 86V85H48ZM51 86H53V85H51ZM63 86V85H62ZM103 86V87H104ZM115 86V85H114ZM122 86H124V85H122ZM142 86V85H141ZM156 86L158 87V85L156 84ZM155 86V87H156ZM167 86H169V87H167ZM197 86V85H196ZM236 86H239V85H236ZM251 86H252V89H251ZM55 87V86H54ZM71 87V86H70ZM77 87V86H76ZM78 87H80V85L78 86ZM84 87V86H83ZM108 87V86H107ZM106 87V88H107ZM127 87V86H126ZM156 87V88H157ZM160 87V86H159ZM189 87H187V85H186V90L189 88ZM198 87H200V86H198ZM213 87V86H212ZM223 87H225V86H223ZM230 87V86H229ZM65 88V87H64ZM90 88V87H89ZM141 88V87H140ZM176 88H178L177 89V91L179 90V93L178 92H175L176 91ZM201 88H202V86H201ZM204 88H205V86H204ZM203 88V89H204ZM208 88V87H207ZM211 88V87H210ZM227 88H228V86H227ZM226 88V89H227ZM250 88V89H249ZM66 89V88H65ZM73 89V88H72ZM75 89H78V88H75ZM73 90V91H77V90ZM81 89V88H80ZM83 89V88H82ZM86 89V88H85ZM101 89V88H100ZM103 89V88H102ZM126 89V88H125ZM134 89V88H133ZM158 89V88H157ZM162 89H159V90H162ZM220 89L222 90V87H220ZM234 89H237V88H235V86H234ZM79 90V89H78ZM84 90V89H83ZM90 91H87V93H85V95H87L88 94V96H96L97 98H100L99 97V95H98V93L97 92H102V91H97V90H91V89H89ZM104 90V89H103ZM124 90V89H123ZM123 90H122V92H123ZM131 90V89H130ZM158 90V91H159ZM207 90V89H206ZM215 90V89H214ZM213 90V91H214ZM221 90H219V91H221ZM229 90V89H228ZM230 90H233L232 88H230ZM238 90V91H239ZM249 90H251L250 92H249ZM68 91V90H67ZM71 91V90H70ZM80 91V90H79ZM78 91V92H79ZM86 91V90H85ZM84 91V92H85ZM97 91V92H96ZM121 91V90H120ZM138 91V90H137ZM190 91V90H189ZM203 91H205V89L203 90ZM216 91V90H215ZM214 91V92H215ZM235 91V90H234ZM234 91H233V93H234ZM77 92V93H78ZM81 92V91H80ZM104 92V91H103ZM102 92V93H103ZM106 92H108L107 91V89H106ZM106 92H105V94L103 93H100V96H101V98L103 97L102 95H104V97L105 96H107L108 97V95H106ZM118 92V91H117ZM128 92V91H127ZM126 92V93H127ZM132 92V91H131ZM145 92V91H144ZM155 92V91H154ZM157 92V91H156ZM183 92V91H182ZM197 93V90L196 91H194L193 93ZM210 92H212V91H210ZM210 92H208V93H210ZM218 92V91H217ZM132 93H134V92H132ZM176 93H178V95H176ZM185 93V92H184ZM190 94H192L191 92H189ZM201 93V92H200ZM213 93V92H212ZM225 93H226V91H225ZM231 93V92H230ZM57 94V93H56ZM61 94V93H60ZM102 94V95H101ZM111 94V93H110ZM153 94H155V93H153ZM217 94V96H218V94L219 93H216ZM227 94V93H226ZM63 95V94H62ZM176 95V96H175ZM193 95H195V94H193ZM193 95H191V96H193ZM230 95H234V94H230ZM229 95V96H230ZM122 96V95H121ZM126 96V95H125ZM153 96V95H152ZM162 96H163V99H162ZM181 96V95H180ZM255 96V95H254ZM62 97V96H61ZM81 97H83V96H81ZM95 97V98H96ZM102 98V99H104L105 100V98ZM110 97H111V95H110ZM124 97V96H123ZM148 97V96H147ZM154 97H156L155 95H154ZM169 97V98H168ZM182 97V96H181ZM180 97V98H181ZM194 97H197V96H194ZM193 97V98H194ZM1 98V97H0ZM91 98H93V97H91ZM100 98V99H101ZM166 98V99H165ZM220 98V97H219ZM227 98V97H226ZM226 98H224V99H226ZM232 98V97H231ZM234 98V97H233ZM235 98H240V97H236L235 96ZM256 98V97H255ZM258 98H259V96H258ZM8 99L9 98H4L3 99V101H8ZM84 99H86V98H84ZM87 99H88V97H87ZM90 99V98H89ZM89 99H88V101H89ZM101 99V100H102ZM106 99H108V98H106ZM110 99V98H109ZM108 99V101L107 102H109L110 100ZM156 99V98H155ZM182 99V98H181ZM195 99V98H194ZM228 99V98H227ZM261 99H263L262 97H261ZM2 99H0V101H1ZM93 100V99H92ZM99 100V99H98ZM113 100H114V98H113ZM154 100V99H153ZM189 100V101H188ZM264 100V99H263ZM3 101L1 102V103H3ZM11 100H9V102H10ZM106 101V100H105ZM118 101V100H117ZM120 101V100H119ZM118 101V102H119ZM191 101V102H190ZM228 101V100H227ZM232 101V100H231ZM230 100H229V102H231ZM233 101H235V99L233 100ZM239 100H237L236 99V102H238ZM103 102V101H102ZM113 102V101H112ZM263 102V101H262ZM8 103V102H7ZM95 103V102H94ZM98 103V102H97ZM115 103H116V101H115ZM120 103V102H119ZM199 103V102H198ZM255 103L257 104V105H259V102L257 103V101H255ZM4 104V103H3ZM2 104V105H3ZM99 104V103H98ZM100 104H101V102H100ZM105 104H106V102H105ZM105 104H101V105H105ZM133 104V105H134ZM195 104V105H194ZM227 104V103H226ZM254 104V103H253ZM256 104H254V105H256ZM5 105V104H4ZM7 105V104H6ZM110 105V104H109ZM151 105V106H152ZM203 105V104H202ZM8 106V105H7ZM107 106V105H106ZM132 106V105H131ZM135 106V107H136ZM154 106H156V107H154ZM229 106V105H228ZM235 106H237L236 104H235ZM239 106V105H238ZM1 107V106H0ZM3 107V106H2ZM9 107V106H8ZM15 107V106H14ZM52 108L50 109V108H48L47 110L49 111V109H50V111H49V113L48 114H51V116H52V118H53V116L55 117V118H57L59 121V125L60 126H63L62 127V129H58V127L56 128L55 126H53V124H51L52 125V127H53V129L51 130L49 127H47V126H45L46 127V130H51V131H53L52 132V135H53V133L54 134H56L57 135V133H59V132H57L56 130L58 129L60 132H63V133H61L62 134V136H61V134H60V136L59 137H57L56 135H55V137H57V138H59L60 139V137H63L64 135V138L67 136V138H69V136H71V138H72V134H73V132H72V129L70 130L69 129V131H68V128H72V127H70V126H72V124L70 123V126H68V124H67V122L70 120V117H72V110L70 111V109H67V107L65 108V107H62V108H60L59 106H51ZM59 107V108H58ZM105 107V106H104ZM112 107V106H111ZM10 108V107H9ZM127 108H128V105H127ZM248 108V107H247ZM246 108V109H247ZM3 109V108H2ZM133 108H131V111H133L132 110ZM151 109V108H150ZM13 110V109H12ZM156 110V109H155ZM170 110V109H169ZM169 110H167L166 112H168ZM187 110H185L184 112H186ZM233 110H236L237 111V113L236 114H234L233 113ZM229 111V110H228ZM252 111V110H251ZM157 112V111H156ZM165 112V111H164ZM227 112V111H226ZM235 112V111H234ZM244 113H245V111H243ZM264 112V111H263ZM144 113V112H143ZM195 113H198V112H195ZM219 113V112H218ZM217 113V114H218ZM230 113V112H229ZM249 113V112H248ZM133 114V113H132ZM162 114V113H161ZM166 114V113H165ZM216 114V115H217ZM226 114V113H225ZM250 114V113H249ZM47 115V114H46ZM144 115V114H143ZM204 115V114H203ZM207 115V114H206ZM257 115V114H256ZM30 115H28V117H29ZM49 116V115H48ZM50 116V117H51ZM76 116V115H75ZM78 116H81V115H78ZM97 116V115H96ZM200 116H202V115H200ZM213 116V115H212ZM214 116H215V113H214ZM219 115H217V117H218ZM246 116H248V115H246ZM43 117V116H42ZM33 118V117H32ZM79 118H81V117H79ZM82 118H84L83 120H81L82 122H83V124L84 123H91V124H93V123H98L97 124V126H99V128H100V126H101V128H102V126L104 127V129H105V127H107V128H109L110 127V129H112L111 127L112 126H114V124L112 125V123H114V122H112L113 121V118H112V120H111V124L109 123V121H108V119H106V118H98V117H94L93 118V116L92 117H85V115H84V117H82ZM81 118V119H82ZM92 118V119H91ZM33 120V119H32ZM53 120V119H52ZM53 122H54V120H53ZM52 122V123H53ZM72 122V121H71ZM226 122V125L227 126H225V127H229L231 124L228 122L227 123V121H225ZM260 122H261V120H260ZM20 123V122H19ZM29 123H32V122H30L29 121ZM48 123V122H47ZM74 123V122H73ZM79 123V125H80V122H78ZM116 123V122H115ZM133 123V122H132ZM262 124H263V122H261ZM13 124V123H12ZM16 124H18V123H16L15 122V125ZM22 124V123H21ZM33 124H34V122H33ZM45 125H46V122L44 123ZM56 124V123H55ZM58 124H56L57 126H59ZM101 124V125H100ZM134 124V123H133ZM223 124V123H222ZM228 124H229V126H228ZM235 124V125H236ZM43 126V128L41 127V126ZM40 125H38V126H40V129L42 128V132L44 131V125L43 124H41L40 123ZM87 125V124H86ZM94 125V124H93ZM96 125V124H95ZM117 125L118 124H116V126L115 127H117ZM125 125V124H124ZM251 125V124H250ZM264 125V124H263ZM23 126H24V124H23ZM28 126V125H27ZM26 126V127H27ZM33 125H31V128H34V130H32V131H36L37 129L36 128H38V127H36L37 126V121H36V126L35 127H32ZM48 126H50V124L48 125ZM83 126H85V125H83ZM138 126V125H137ZM17 127H19V126H11V125H4V126H0V132H3V131H8V132H10L11 134H12V136H10V138H4V137H0V200L1 201H5V202H7V201H10V202H8V203H12L11 201L14 199V198H17V201L18 200H20L21 199V201L22 200H26V203L28 202V204H29V202L31 203V202H33L34 204L36 203H38L39 205L41 204V205H46L47 206V204L48 203H50V205H48V206H50L51 207V203H53L54 204V202L53 201H55V200H57V201H59L58 203H57V205L56 206H58V207H62V206H65L66 207V209H70L71 208V203L73 202V201H77V202H80V203H82L83 202V207H85V208H83V207H81L82 208V211L83 210H85V212H88L89 210H93V209H97V210H99V211H104L106 208H107V210H105V213H106V211H108V209L109 208H113V205H114V207L116 208L117 207V205H115L116 203H118V202H116V200L117 199H122V197L121 196H123V198H124V196L125 195H127L128 196V194H132V195H129L128 197H129V199H128V201L130 202V200H132V202L134 203H138L137 205H139L138 207H140V206H142V204L143 203H145L146 201H150V203H151V200L150 199H148L147 198V196L150 198V197H155L154 195L156 194V196H157V202L159 203V205L157 206V204H155V203H153V201L155 200V199H152L153 201H152V203L153 204H155V205H148V204H150L149 202H147L146 204L149 206V208L147 209L146 208V204H145V206H142V207H144V208H146V209H144V211L146 210V211H148L149 209H150V207H153L154 206V208L155 207H159L160 209H165L166 207L168 208L169 207V201H170V204H172V202L174 201V198L173 197H175V200L177 201V200H180V201H177L178 202V208H179V210L178 209H176L177 207L174 205H172L176 210H175V212H177L176 214H178V211H180V209L181 208H186L187 210L189 209H191L192 210V212H193V210H198V209H200V210H202V209H205V210H203L202 212L204 213V212H207V211H213L212 213H214V211L216 210V212L219 210V211H222V210H220L219 208H221L222 209V205H224V201H223V199L225 198L224 196L222 197V194H218V192H221L222 190V188H220L221 186L222 187H226V189L227 188H229V187H231V188H229V189H233V190H235V191H237V192H239L240 194L241 193H243L241 196L239 195V193H238V197H236V195L234 196V194H237V192L235 193V191H231L230 190V192L228 191V190H225V192H227V197L224 199V200H226L227 201V205H226V207L225 206H223V208L225 207L226 209L224 210V211H222V212H225V213H223V214H226V216H227V214L231 211V209H233L234 207V209H236L237 210V208H238V210L235 212V210L232 212L231 211V213H236V214H238V215H240V216H247V215H249L248 213H249V211L251 210V211H254L253 213H254V215L255 216H257L258 218H259V220H257L258 218H256L255 220H254V218H255V216L253 215V213L252 212H250V213H252V216H254L253 217V220H251L250 222H248V220L247 219H245V220H247V222L244 220V222H243V220L242 219H238L237 220V217H236V219L235 220H237V221H235L236 223L238 222V223H240L241 221L243 222V223H251V222H253V223H258L257 221H260V223L261 222H263V225H264V218H260V216L262 217V215H264V147L262 146L263 145V143H264V131H260V128H257L255 125H251V126H247V125H238L237 124V126L235 127V128H233V130H234V132L235 133H243V134H248V136L249 135H251V136H254V137H256L258 140H259V142L261 141L262 142V145L259 147V149L261 148V147H263V149H261V150H257L255 153V155H253V156H249V155H247V154H245L244 155V157H245V159L246 160H249V159H251L252 161H255L256 163H255V165L257 166V168L259 169H261V172L260 171H258V170H255V169H253V167H252V169L253 170H255V171H253V170H250L249 171V169L247 170V169H245V168H243V167H240V166H238L236 163H235V161H234V159H235V157H236V154H237V152H238V150L239 149H236L237 150V152L235 151V148L231 145H229L228 146V144H227V146H223V147H219V140L220 139H222L224 136H223V131L221 132L220 130L221 129H224L223 127L222 128H220V129H217V130H213V131H210V132H206L205 133V136H203L202 134V136L201 137H203V138H205V139H208V140H211V145H212V148H214V149H218V150H216V152H215V154H211L210 155V153H208V154H206L205 152H202V150H201V154H200V152H199V150H198V155L196 154L197 153V151H194V152H196V153H194L193 151V156H190L191 155V152L190 153H188V154H190L189 156L190 157H186V156H188V155H185V157H182V159H184V158H186V159H184V160H182L181 159V161L179 160V162L178 163H171V164H164V166H167L166 167V170H167V168H169V170H167V172H168V174L170 175V174H172V175H170V178L168 177L169 175L168 174H163L162 172H165V171H162L161 172V170H159V169H161V168H159V166L161 165V163L160 164H158V165H156L155 163V161H153V162H155L154 164L156 165L155 167H154V164H153V162L152 161H150L149 160V162H148V160L146 161V159L144 158L143 160L144 161H142L141 159H139V157L138 158H135L134 156V158L133 159H130V160H133V162L132 161H130V164H129V158H127V159H122L123 158V155H122V158L120 159V160H122L121 162H119L120 160H119V157H115V158H118L117 160H119L118 162H117V160L116 161H114V159L115 158H111V159H113V161L114 162H117L116 164L112 161L111 162V160H110V164H109V161L108 162H105L103 159H101V160H99L101 163H98V161L96 162L95 161V163H94V161H93V163L94 164H90L89 162H85V164H80V165H77V162L75 163V165H72V167L73 168H75V167H77L76 169L77 170H75L74 169V172L76 171V173H77V171H81V169H82V173L81 174H84V178H83V175L82 176H80L81 178H80V182L81 183H79L78 185L79 186H77V184H75L76 186H73V188H75V187H77V188H79V189H84L83 191L82 190H80V191H82L83 193H85L84 194V197H87V200H90V202L91 201H98V206L97 207H94L93 208V206H91L89 203H86V201H84V200H86V199H84V198H82L83 200H79L78 198L76 199L75 197L73 198V196H71L70 198H69V196H66V194H65V196L67 197V198H65V197H63V198H61V196H60V199L61 200H59V199H55V200H50L51 202H49V201H47V199L49 200L50 199V197H49V191H51L50 189L49 190H47V187H46V189L45 188H43V187H45V186H43V187H41V186H39V183H37V182H39V180H42V179H40L41 177H39V179L37 178H34L35 176H29V175H27L28 174V172H30L29 170H31V168H33V167H26V165H24V162L26 163V160H28V161H33L35 158V156H33L34 154V152L33 151H41V149H43V148H45V149H47L46 147H49L50 146V148L51 147H53V148H56V150H57V148H59L58 150H60V149H62V150H73V148H77V147H86V148H88V147H90V148H92V147H98V146H100L101 144L103 145V143H105V144H109V142L111 143V142H113L114 140V138H118V137H120L123 141H125V142H128L129 143V141L131 142V141H133L135 138H136V142L137 141H139V140H143L144 141V139H148V141L149 140H154V139H159L160 137L164 140V141H171V139L172 138H176L178 141V143L180 142V143H186L187 142V145H188V140H187V138L185 137V136H176V137H171V138H168L167 139V137H165V136H160V135H158V134H156V133H153V132H151V131H149L148 129V131H147V133L146 132H143V130L142 129H140V127L139 128H135L136 130H139V131H137V133H135V135L136 136H133V135H131V133H130V131H129V134H128V131L127 132H119V131H113L112 133L113 134H111L112 136H105L104 134H100V135H103V136H105V137H101L100 135V137L99 136H97V138H95V136L96 135H93L94 136V138L92 139V138H86V139H83V140H78L77 142H75L74 140H73V138H74V136H73V138H72V140H73V142L74 143H72V141H70L71 143L70 144H65L64 143V141H63V143H61L60 141H58V139H57V141L56 142H53L52 141V139H51V141H48L49 143L50 142H52V143H45V144H30V143H28V142H25V141H23L24 139H18L17 137ZM29 127H30V125H29ZM29 127H28V129H29ZM65 127V128H64ZM87 127V126H86ZM85 127V128H86ZM146 127H147V125H146ZM19 128H21V126L19 127ZM47 128H49V129H47ZM54 128H56L55 129V132H57V133H55L54 132ZM94 128H95V126H94ZM17 129V130H16ZM24 129V128H23ZM25 129H27V128H25ZM24 129V130H25ZM78 129H80V127H78ZM92 129V128H91ZM97 129V128H96ZM103 129V130H104ZM110 129H108V130H110ZM115 129V128H114ZM151 129V128H150ZM229 129V128H228ZM230 129H232V128H230ZM20 130V129H19ZM22 130V129H21ZM75 130H77V128H75ZM74 130V131H75ZM82 129H80V131H81ZM88 130V129H87ZM93 130V129H92ZM102 130V131H103ZM107 130V131H108ZM146 130V129H145ZM245 130H249L248 131V133H244V131ZM16 131V132H15ZM38 132H39V128H38V130H37ZM36 131V132H37ZM89 131H91V130H88L87 132H89ZM229 131H231V130H229ZM8 132H6V134L8 133ZM14 134H13V133ZM22 132V131H21ZM26 132V131H25ZM28 132V131H27ZM37 132V133H38ZM46 132V131H45ZM48 132V131H47ZM98 131L96 130V133H97ZM133 132V131H132ZM246 132V131H245ZM20 133V132H19ZM35 133V132H34ZM40 133H41V131H40ZM49 133V132H48ZM48 133H47V135H48ZM82 133V132H81ZM86 133V132H85ZM89 133H91V132H89ZM100 133V132H99ZM102 133V132H101ZM106 133V132H105ZM22 134V133H21ZM43 134H44V132H43ZM46 134V133H45ZM87 134V133H86ZM91 134H94V130H93V133H91ZM232 134V133H231ZM9 135V134H8ZM24 135V134H23ZM26 135V134H25ZM35 136H36V134H34ZM39 135V133L37 134V136ZM46 135V136H47ZM74 135H75V133H74ZM107 135V134H106ZM138 135V136H137ZM229 135V134H228ZM27 136V135H26ZM34 136V137H35ZM75 136H77V135H75ZM85 136V135H84ZM146 138H145V137ZM193 136V135H192ZM191 136V137H192ZM234 136V135H233ZM5 137H6V135H5ZM39 137H41L40 135H39ZM52 137V136H51ZM54 137V136H53ZM52 137V138H53ZM55 137H54V139H55ZM87 137H91V136H87ZM144 137V138H143ZM236 137V136H235ZM241 137V136H240ZM244 137H246V136H244ZM76 138V137H75ZM74 138V139H75ZM119 138V139H120ZM179 138V139H178ZM186 138V139H185ZM242 138V137H241ZM240 138V139H241ZM248 138V137H247ZM250 138V137H249ZM28 139V138H27ZM35 139V138H34ZM42 139H44V138H42ZM53 139V140H54ZM55 139V140H56ZM138 139V140H137ZM175 139V140H176ZM199 139V138H198ZM224 139V138H223ZM226 139V138H225ZM243 139V138H242ZM250 139H252V138H250ZM49 140V139H48ZM161 140V139H160ZM192 140V139H191ZM228 140V139H227ZM246 140V139H245ZM244 139H243V141H245ZM254 140V139H253ZM256 140V139H255ZM67 141V140H66ZM146 141V140H145ZM151 141V142H152ZM69 142V141H68ZM191 142V141H190ZM229 142V141H228ZM250 142H253V141H250ZM260 142V143H261ZM134 143H135V141H134ZM140 143V142H139ZM141 143H143V144H145V142H141ZM154 143V142H153ZM231 143V142H230ZM76 145V147H74L75 145ZM112 144V143H111ZM130 144V143H129ZM133 144V143H132ZM146 144H147V142H146ZM177 144V143H176ZM190 144V143H189ZM193 144V143H192ZM243 144H245V143H243ZM248 144V143H247ZM72 145H74V146H72ZM101 145V146H102ZM182 145V144H181ZM185 145V144H184ZM194 145V144H193ZM196 145V144H195ZM221 145H224V144H221ZM235 145V144H234ZM256 145V144H255ZM109 146H111L110 144H109ZM117 146H118V144H117ZM119 146H120V144H119ZM125 146V145H124ZM129 146V145H128ZM132 146H136L135 144L134 145H132ZM138 146V145H137ZM147 146V145H146ZM186 146V145H185ZM191 146V145H190ZM198 146V145H197ZM208 146V145H207ZM237 146V145H236ZM243 146V145H242ZM112 147V146H111ZM114 147V146H113ZM123 147V146H122ZM127 147V146H126ZM202 148H203V146H201ZM119 148V147H118ZM149 148H151V147H149ZM159 148V147H158ZM171 148H173V147H171ZM206 148V147H205ZM208 148V147H207ZM211 147H209V149H210ZM220 148V149H219ZM238 148V147H237ZM240 148H241V145H240ZM44 149V150H45ZM52 149V148H51ZM77 149H80V148H77ZM84 149V148H83ZM93 149H95V148H93ZM100 149V148H99ZM101 149H104L103 147L101 148ZM114 149V148H113ZM112 149V150H113ZM120 149V148H119ZM118 149V150H119ZM129 149V148H128ZM177 149V148H176ZM190 149V148H189ZM192 149V148H191ZM195 149H197V148H195ZM50 150V149H49ZM75 150V149H74ZM74 150H73V152H74ZM96 150V149H95ZM98 150V149H97ZM115 150V149H114ZM113 150V151H114ZM117 150V149H116ZM115 150V151H116ZM121 150H122V148H121ZM126 150V149H125ZM149 150V149H148ZM147 150V151H148ZM172 150V149H171ZM170 150V151H171ZM180 150V149H179ZM211 150V149H210ZM248 150H250V149H248ZM255 150V149H254ZM55 151V150H54ZM76 151V150H75ZM84 151V150H83ZM90 151V150H89ZM111 151V150H110ZM150 151V150H149ZM174 151H175V149H174ZM204 151V150H203ZM220 152L219 154H218V152ZM33 152V153H32ZM44 152V151H43ZM70 152V151H69ZM68 152V153H69ZM72 152V151H71ZM91 152V151H90ZM93 152V151H92ZM117 152V151H116ZM152 152V151H151ZM50 153V152H49ZM62 153V152H61ZM64 154H65V152H63ZM81 153V152H80ZM85 153V152H84ZM111 153V152H110ZM122 153H123V151H122ZM179 153V152H178ZM185 153H187V152H184L183 151V154H185ZM243 153V152H242ZM33 154V155H32ZM38 154V153H37ZM46 154V153H45ZM45 154H44V156H45ZM77 154H79V153H77ZM118 154V153H117ZM135 154H137V153H135ZM157 154H158V152H157ZM182 154V155H183ZM195 154V155H194ZM200 154V155H199ZM36 155V154H35ZM40 155H41V153H40ZM39 155V156H40ZM56 155V154H55ZM55 155H52V156H55ZM66 155V154H65ZM65 155H62V156H65ZM89 155V154H88ZM91 155V154H90ZM111 155V154H110ZM114 154H112L111 156H113ZM125 155V154H124ZM132 155V154H131ZM155 155V154H154ZM153 155V156H154ZM43 156V155H42ZM49 156V155H48ZM60 156H61V154H60ZM69 156V155H68ZM71 156H72V154H71ZM67 157V158H72V157ZM98 156V155H97ZM148 156V155H147ZM159 156V155H158ZM184 156V155H183ZM241 156H242V154H241ZM38 157V156H37ZM66 157V156H65ZM79 157V156H78ZM96 157V156H95ZM126 157V156H125ZM142 157H144V156H142ZM170 157V156H169ZM32 158H34L33 160H32ZM39 158V157H38ZM38 158H37V160H38ZM63 158V157H62ZM67 158H65V160L67 159ZM76 158V157H75ZM86 158V157H85ZM92 158V157H91ZM110 158V157H109ZM109 158L107 159V160H109ZM163 158V157H162ZM188 158V159H187ZM236 158H239V157H236ZM240 158H242V157H240ZM39 159H41V158H39ZM44 159V158H43ZM51 160H53L52 158H50ZM49 159V160H50ZM55 159V158H54ZM74 159V158H73ZM100 159V158H99ZM106 159V158H105ZM134 159L136 160V161H134ZM139 161H138V160ZM179 159V158H178ZM25 160V161H24ZM36 160V159H35ZM45 160H46V157H45ZM44 160V161H45ZM48 160V161H49ZM62 160V159H61ZM85 160H87V159H85ZM92 160V159H91ZM128 162H127V161ZM141 160V161H140ZM242 160V159H241ZM251 160H250V162H251ZM24 161V162H23ZM27 161V162H28ZM40 161V160H39ZM39 161H37L38 163H39ZM43 160H42V162L43 163H45V162H47V161H45L44 162ZM57 161V160H56ZM104 161V162H103ZM161 161V160H160ZM42 162H41V166H42ZM50 162V161H49ZM59 162V161H58ZM103 162V163H102ZM152 162V163H151ZM165 162V161H164ZM244 162H246L245 160H244ZM30 163V162H29ZM32 163V162H31ZM30 163V164H31ZM48 163V162H47ZM52 163V162H51ZM65 163V162H64ZM63 163V164H64ZM70 163V162H69ZM80 163V162H79ZM108 163V164H107ZM132 163L135 165H132ZM33 164H34V162H33ZM33 164H32V166H33ZM36 164V163H35ZM34 164V168L33 169H35V166H37V165H35ZM40 164V163H39ZM54 164V162L52 163V165ZM66 164V163H65ZM65 164H64V166L63 167H65ZM72 164H74V163H72ZM114 164V165H113ZM146 164L148 165V164H152L149 168H148V166L146 167V168H148V169H146L147 170V173H148V176H151L152 175V173L154 174V171H155V177L157 176L156 174H158V171L157 170H159V172H161L160 174H162L163 176H167V177H163V176H161V175H159V176H161V177H159L158 176V178H159V180H155V179H158L157 177L155 178V177H152V178H154V180L155 181H152V180H150V183H151V181L153 182V183H151L149 186H152V184H153V186L155 187H150L149 189H152V190H154L155 191V193H154V191H152V190H150V192H148L147 190V192H145V191H142V187H144V186H147V187H145L146 189H148V185H145V184H147L148 182H147V179L146 178H144V177H142V182H137V181H139V177H138V172H142V174L141 173H139L140 175H144L145 174V168H143V170L141 169H139V171H138V169H136L138 172L136 173V174H134L136 171H134L135 169L134 168H138V166H140V167H145L146 166ZM239 164V163H238ZM252 164V163H251ZM46 165H49V164H46ZM55 165V164H54ZM58 165H60V162H59V164L57 163L55 166L56 167H54L55 169L57 168V166ZM67 165H69V164H67ZM130 165L133 167L134 166V173H132L131 171H132V168L130 167ZM136 165H137V167H136ZM254 165V166H255ZM31 166V165H30ZM70 166V165H69ZM170 166V167H169ZM53 167V166H52ZM71 167V168H72ZM139 167V168H140ZM161 167H163L162 165H161ZM30 168V169H29ZM38 168V167H37ZM51 168V167H50ZM60 168H62V164L60 165ZM69 168V167H68ZM68 169V170H72L71 171V173L73 174L74 172H73V169ZM158 168V169H157ZM248 168V167H247ZM255 168V167H254ZM29 169V170H28ZM63 169V168H62ZM151 170V172L150 171H148V170ZM162 169H164V167L162 168ZM259 169V170H260ZM25 170H27V171H25ZM40 170H42V169H40ZM54 170V169H53ZM59 170V172H60V170L61 169H58ZM23 171V172H22ZM25 171V172H24ZM37 171H38V169H37ZM49 171V170H48ZM55 171H57V169L55 170ZM61 171H63V170H61ZM145 171V172H144ZM252 171V172H251ZM258 171V172H257ZM21 172V173H20ZM27 172V173H26ZM58 172V171H57ZM58 172V173H59ZM64 172H65V170H64ZM70 172V171H69ZM98 172H100V174H101V172H102V176H104V174H106L105 175V178L103 179V178H98V176H99V173ZM143 172H144V174H143ZM157 172V173H156ZM170 172V173H169ZM259 172L261 173V174H259ZM20 173V176L18 175ZM24 173V174H23ZM104 173V174H103ZM129 173H131L130 175H131V180H133L134 179V177L132 176V175H136V178L138 177V180L135 182V180L136 179H134V181H132V183L134 182V184H135V187L136 188H138L137 190H136V188H135V190H134V188H133V185L134 184H132V183H129V182H131V181H129V180H127V179H129L130 178V176H128L129 175ZM146 173V174H147ZM149 173H150V175H149ZM23 174V175H22ZM27 175L26 177L24 176V175ZM37 174V173H36ZM40 174H42V172L40 173ZM61 174V173H60ZM64 174H66V173H64ZM81 174H79V175H81ZM146 174H145V176H146ZM263 174V175H262ZM32 175V174H31ZM35 175V174H34ZM47 175V174H46ZM58 175V174H57ZM67 175H69L68 174V171H67V174H66V176ZM71 175V174H70ZM139 175V176H140ZM262 175V176H261ZM24 176V177H23ZM42 176V175H41ZM44 176V175H43ZM50 176V175H49ZM58 176H60V175H58ZM65 176V175H64ZM102 176H99V177H102ZM123 176H124V178H126V182L127 183H129V184H131V185H129V184H127V183H124L125 182V179L123 178ZM126 176V177H125ZM147 176V178H149ZM153 176V175H152ZM172 176V177H171ZM38 177V176H37ZM53 177V176H52ZM57 177V176H56ZM68 177V176H67ZM70 177L71 178H73V175L72 176H69V179H70ZM128 177V178H127ZM43 178V177H42ZM45 178V177H44ZM44 178H43V180H44ZM50 177H48L47 178V180L49 179ZM59 178H61V177H59ZM63 178V177H62ZM118 178V180H116L117 182H118V184H119V186H117L118 184L116 183V181H115V179H117ZM120 178V179H119ZM122 178V179H121ZM145 179V182L146 183H143V181H144V179ZM79 179V178H78ZM77 179V180H78ZM124 179V182H122V180ZM42 180V181H43ZM51 180H52V178H51ZM53 180H55V178L53 179ZM61 180V179H60ZM119 180H121V182L119 181ZM148 180V181H149ZM45 181V180H44ZM43 181V182H44ZM50 180H48V182H49ZM59 181V180H58ZM64 181V180H63ZM66 181V180H65ZM72 181V180H71ZM90 181L92 182V183H90ZM114 181V183H113V185L111 186L110 185V188H103L102 187V183H104V184H106V183H112ZM48 182H47V184H48ZM51 182V184H52V181H50ZM49 182V183H50ZM72 182H74V181H72ZM90 184H89V183ZM93 182H94V185H93ZM42 183V182H41ZM46 183V182H45ZM45 183H43V185L45 184ZM60 184H62L61 182H59ZM58 183V184H59ZM76 183H78V182H76ZM96 183V184H95ZM218 184V185H216V184ZM93 186H92V185ZM103 184V185H104ZM114 184H117L116 186H114ZM121 184V185H120ZM178 184V185H177ZM41 185V184H40ZM52 185H54V184H52ZM63 185V184H62ZM65 185V184H64ZM96 185V186H95ZM180 185V186H179ZM182 185H183V189H181L182 188ZM193 185H195V186H193ZM200 186V188L202 189L203 188V190H201L200 188H199V190H198V192L196 193V194H194L193 193V191H195L196 190V188H194V190L192 189L193 187H197V186ZM210 185H212V186H210ZM214 185H216V186H219V187H216V189H217V191H216V189H215V186ZM59 186V185H58ZM72 186V185H71ZM71 186H70V188H71ZM100 186V187H99ZM113 186H114V188H113ZM191 186H193L191 189L192 190H190V187ZM203 186V187H202ZM207 187L206 189H205V191H204V188L205 187ZM210 186V187H209ZM55 187V186H54ZM64 187H66V186H64ZM102 187V188H101ZM113 188V190H112V188ZM59 188V187H58ZM185 188H188V189H185ZM198 188V187H197ZM210 189V193L208 192V190L207 189ZM52 189H53V186H52ZM55 189H57V188H55ZM64 189V188H63ZM76 189V188H75ZM78 189V190H79ZM148 189V190H149ZM221 191H220V190ZM60 190H61V188H60ZM67 190V189H66ZM87 192H86V191ZM211 190H213V192L214 193H216V194H218V196L219 195H221V196H219L220 198H218V199H215V198H217V197H215V194L214 193H212V191ZM219 190V191H218ZM153 193H152V192ZM188 191H189V193H190V191H192L191 192V194H189L188 193ZM200 191V192H199ZM201 191L203 192V193H201ZM208 193H207V192ZM48 192V193H47ZM56 192V191H55ZM57 192H59V191H57ZM66 192V191H65ZM71 192V191H70ZM140 192L142 193L141 195H140ZM143 192H145L146 194H143ZM182 192H186V195L185 196H182V197H180L181 195H182ZM206 192V193H205ZM232 192V193H231ZM72 193V192H71ZM80 193V192H79ZM82 193V194H83ZM86 193H87V195H86ZM126 193V194H125ZM152 193V196L150 195V194ZM189 195H188V194ZM202 194V197H200V198H203V196H205L206 194L208 195V194H211L212 193V195H206L205 196V198H203V199H201V202H200V200H199V202H197V204H195V205H193V203H195L196 201H198L197 199L199 198L198 197V194ZM221 193H223V192H221ZM228 193H230L229 195H233L232 197H234V198H232V197H229L228 196ZM234 193V194H233ZM63 194H64V192H63ZM74 194V193H73ZM124 194V195H123ZM136 194H139L137 197H139V196H145V195H147L146 197H142L143 198V200H142V198H138L139 200L141 199L142 201H144L143 203H141V205L139 204V200L138 199H136ZM197 196L196 197V200L193 198L194 196ZM51 195V194H50ZM55 195V194H54ZM57 195V194H56ZM55 195V196H56ZM62 195V194H61ZM77 195V194H76ZM86 195V196H85ZM180 195V196H179ZM225 195V196H226ZM58 196H59V194H58ZM79 196H81V195H79ZM193 196V197H192ZM200 196V195H199ZM212 196H214L213 198H212ZM217 196V195H216ZM54 197V196H53ZM178 197V199H176ZM236 197V198H235ZM13 198V199H12ZM54 198H56V197H54ZM53 198V199H54ZM80 198V197H79ZM126 198V197H125ZM125 198H124V200H125ZM156 198V197H155ZM222 198V199H221ZM227 198H228V200H227ZM9 199H12V200H9ZM52 199V198H51ZM121 199H120V201H121ZM148 199V200H147ZM171 199H173V201L171 200ZM215 199V200H214ZM7 200V201H6ZM16 200V199H15ZM203 200V201H202ZM217 200V201H216ZM221 201V203H220V206H218L217 205V202L219 203V201ZM119 201V200H118ZM122 201H123V199H122ZM127 201V200H126ZM172 201V202H171ZM228 201H229V203H228ZM46 202H48V203H46ZM56 202V201H55ZM85 202V203H84ZM88 202V201H87ZM116 202V203H115ZM141 202V201H140ZM154 202H156V201H154ZM180 202V203H179ZM232 202V203H231ZM21 203V202H20ZM32 203V204H33ZM43 203V204H42ZM44 203H46V204H44ZM76 203V202H75ZM80 203H78L80 206H81V204ZM122 203V202H121ZM124 203L125 202H123V206H124ZM126 203H128V202H126ZM151 203V204H152ZM174 203V202H173ZM226 203V202H225ZM13 204H15L14 202H13ZM23 204H25V203H23ZM27 204V205H28ZM52 204V205H53ZM56 204V203H55ZM55 204L53 205V206H55ZM59 204V205H58ZM71 204V205H70ZM78 204H77V206H78ZM95 204V203H94ZM96 204H97V202H96ZM118 204H120V203H118ZM132 204V203H131ZM161 204H162V206H164L163 208H161ZM174 204H177V203H174ZM0 205H1V203H0ZM3 205H6V204H3ZM9 205V204H8ZM21 205V204H20ZM26 205V204H25ZM69 205H70V207H69ZM122 205V204H121ZM127 205V204H126ZM128 205H130V203L128 204ZM134 205V204H133ZM136 205V204H135ZM144 205V204H143ZM230 205H232V206H230ZM233 205H235V206H233ZM16 206V205H15ZM15 206H13V207H15ZM22 206V205H21ZM32 206V205H31ZM47 206V207H48ZM52 206V207H53ZM55 206V207H56ZM12 207V206H11ZM26 207V206H25ZM65 207H63L62 209H64ZM119 207V206H118ZM125 207H128L129 208V206H125ZM125 207H122L121 209H125ZM136 207V206H135ZM172 207V208H173ZM181 207V208H180ZM227 207H229V209L227 208ZM7 208V207H6ZM23 208V210H24V207H22ZM28 208H30V207H28ZM54 208V207H53ZM77 208V207H76ZM80 208V209H81ZM120 208V207H119ZM154 208H152V210H153V212H152V210L150 211V212H152V213H154L155 212V210H157V213L159 212L160 213V217H164V215H161V213L163 212V213H165L163 210H158V209H154ZM173 208V209H174ZM218 208V209H217ZM252 208V209H251ZM253 208H256V211H255V209L253 210ZM8 209V208H7ZM10 209V208H9ZM13 209H15V208H13ZM16 209H19V207L18 208H16ZM21 209V208H20ZM19 209V210H20ZM25 209H27V207L25 208ZM33 209V208H32ZM51 209V208H50ZM55 209V208H54ZM57 209V208H56ZM55 209V210H56ZM73 210L72 211H75V210H78V209H75L74 210V208H72ZM79 209V210H80ZM111 209H110V211H111ZM121 209H119V210H121ZM139 209H143V208H139ZM171 208L169 207V210H170ZM173 209L171 210L172 211V213H173ZM186 209H183L184 211L186 210ZM230 210L229 212H227L226 213V211H228V210ZM258 209V210H257ZM22 210V209H21ZM28 210V209H27ZM31 210V209H30ZM34 210V209H33ZM32 210V211H33ZM42 210H44V208L42 209ZM48 210V209H47ZM125 210H127V208L125 209ZM25 211V210H24ZM32 211L30 212V213H32ZM35 211V210H34ZM37 211V210H36ZM35 211V212H36ZM44 211H46V210H44ZM72 211L70 210V213H72ZM82 211H80V212H82ZM130 211H131V207H130ZM135 211H138V208H137V210H135ZM140 211V210H139ZM143 211V212H144ZM181 211H182V209H181ZM184 211H182V212H184ZM199 211V210H198ZM198 211H197V213H198ZM218 211V212H219ZM261 213V211H262V215H260L259 216V213ZM28 212H29V210H28ZM34 212V213H35ZM52 212V211H51ZM65 212H66V210H65ZM80 212H78V214L77 215H79V214H81ZM109 212V211H108ZM108 212H107V214H108ZM114 212H115V210H114ZM141 212H142V210H141ZM175 212H174V215H176L175 214ZM215 212V213H216ZM256 212H257V214H256ZM24 213V212H23ZM26 213V212H25ZM24 213V214H25ZM33 213V214H34ZM39 213V214H38ZM47 213V212H46ZM64 213V212H63ZM83 213V212H82ZM156 213V212H155ZM202 213V214H203ZM53 214V213H52ZM61 214V213H60ZM66 214H69L68 213V210H67V212H66ZM84 215H85V213H83ZM83 214H81V215H83ZM88 214V213H87ZM89 214H90V212H89ZM98 214H99V212H98ZM101 214H102V212H101ZM114 214V213H113ZM165 214H168V212H166ZM170 214H171V212H170ZM196 214V213H195ZM200 214V213H199ZM198 214V215H199ZM208 214H209V212H208ZM208 214H206L207 216H208ZM220 214H222V213H220ZM242 214V215H241ZM247 214V215H246ZM26 215V214H25ZM63 215V214H62ZM65 215V214H64ZM73 215H74V212H73ZM92 215V214H91ZM103 215V214H102ZM101 215V216H102ZM120 216V214L119 213H117V215L116 216ZM171 215H173V214H171ZM173 215V216H174ZM180 214H178V216H179ZM197 215V214H196ZM201 215V214H200ZM204 215H205V213H204ZM216 215H219V213L218 214H216ZM229 216H230V213L228 214ZM235 215V214H234ZM238 215H236V216H238ZM30 216V215H29ZM35 216V215H34ZM93 216H94V214H93ZM121 216H122V214H121ZM120 216V217H121ZM128 216H129V214H128ZM172 216V217H173ZM192 216V215H191ZM190 216V218H192ZM202 216V215H201ZM224 216V215H223ZM231 216H232V214H231ZM225 217V218H232V217ZM242 216V217H243ZM244 216V217H245ZM27 217V216H26ZM26 217H22V218H26ZM43 217H45V215L43 216ZM42 217V215H40V212H36V216L34 217V218H36V221L37 220H39V222L40 221H42L41 222V224H42V226L44 227V228H46L48 231L49 230H51V231H57L58 232V230L60 231L61 229V227L64 225H67V226H69V227H71L72 225H71V223H70V225L69 224H67V223H69V222H62V220H61V222H60V224L62 223V226L59 224V221H57V223H56V221H52V220H49L48 218H49V216H46L47 218H43ZM67 217H69V216H67ZM85 217H86V215H85ZM123 217H125L124 215H123ZM126 217H127V215H126ZM168 217V216H167ZM171 217V216H170ZM193 217H194V214H193ZM221 217V216H220ZM219 217V218H220ZM239 217V216H238ZM241 217V218H242ZM244 217H243V219H244ZM248 217V216H247ZM264 217V216H263ZM21 218V219H22ZM28 218V217H27ZM26 218V219H27ZM79 218H81V217H78V219ZM83 218V217H82ZM89 218H90V216H89ZM94 218H96V217H94ZM101 218H104V216L103 217H100V218H98V219H101ZM110 218V217H109ZM175 218V217H174ZM187 218V217H186ZM234 218V217H233ZM25 219V220H26ZM51 219H53V218H51ZM85 219V218H84ZM87 219V218H86ZM90 219H93V218H90ZM98 219H97V221H98ZM107 219V220H106ZM106 219H104V221L106 220L107 222L105 223L104 222V225L105 224H107L108 222H109V220H108V218H106ZM112 220H111V222L110 223H108V224H111V226L113 225V223H112V221H113V218H111ZM117 219V217H115V220ZM122 219V218H121ZM124 219V218H123ZM126 219H128V217L126 218ZM125 219V224H123V222H122V224L123 225H127L129 222H131V221H129V220H131L130 219V216H129V219L128 220H126ZM160 219V218H159ZM173 219V218H172ZM172 219H170V221H169V219L167 218V221L168 222H170L171 223V220ZM176 219L177 218H175L174 220L176 221ZM216 219V218H215ZM29 222H30V220H35V219H33L32 217H30V218H28L27 219ZM26 220V221H27ZM163 220H165V221H163ZM174 220H172V222L174 221ZM217 220H218V217H217ZM231 222H234L233 221V219H229ZM228 220V221H229ZM249 220H250V218H249ZM20 220H18V222H17V220H16V222L13 224V227H14V229H18L17 227H18V225H21V223L22 222H24L25 223V221H20ZM66 221V220H65ZM86 222H87V220H85ZM94 221V223H95V219L93 220ZM96 221V222H97ZM102 221H103V219H102ZM102 221H100V222H102ZM122 221V220H121ZM124 221V220H123ZM151 221V220H150ZM155 222L157 221V220H154ZM161 221H163V222H161L162 223V225H163V229H165L166 227V224L168 225V223L166 222V218L164 217V219H161ZM183 221V220H182ZM178 222V221H176L177 222V225L178 226H180L179 224L180 223H183V222ZM215 221V220H214ZM219 221V220H218ZM221 221H223V217H222V219L220 220V222ZM229 221V222H230ZM99 222V221H98ZM120 222V221H119ZM128 222V223H127ZM149 222V221H148ZM151 222H153V220L151 221ZM1 223V222H0ZM3 223H5V222H3ZM7 223V222H6ZM27 223V222H26ZM88 223V222H87ZM103 223V222H102ZM101 223V224H102ZM115 223H116V221H115ZM121 223V222H120ZM134 223V222H133ZM133 223H131V224H133ZM154 223V222H153ZM165 223V224H164ZM185 223V222H184ZM183 223V224H184ZM253 223H251L252 225H254ZM259 223V224H260ZM8 224H11V223H8ZM15 224H17L16 226H15ZM32 224H34V223H32ZM31 224V226H33ZM41 224H40V226H41ZM89 224H93V223H89ZM121 224V225H122ZM149 224H151V223H149ZM171 224H175L174 222L173 223H171ZM182 224V225H183ZM262 224V223H261ZM12 225V224H11ZM11 225H9V227H11ZM114 225H116V224H114ZM165 225V226H164ZM224 225V224H223ZM234 225H236V224H234ZM234 225H233V227H234ZM238 225V224H237ZM22 226V225H21ZM24 226V225H23ZM35 226V225H34ZM109 226V225H108ZM3 227V226H2ZM8 227V226H7ZM20 227V226H19ZM25 227V226H24ZM35 227H38V226H35ZM86 227V226H85ZM165 227V228H164ZM221 227H222V225H221ZM245 227V226H244ZM248 227V226H247ZM3 228H5V227H3ZM2 228V229H3ZM30 228V227H29ZM33 228V227H32ZM68 228V227H67ZM180 228V227H179ZM177 229V231L179 230V232L177 233V234H179V236H182L183 234L181 233L180 234V229H181V231L183 232V230L182 229H184V231L188 228V226H186V227H184V225H183V227L181 226V228L180 229ZM7 229H9V228H7ZM12 229V228H11ZM13 229V230H14ZM65 229V228H64ZM68 229H70V228H68ZM72 229V228H71ZM70 229V230H71ZM75 229V228H74ZM74 229H72V230H74ZM87 229V228H86ZM85 229V230H86ZM190 229H193V227H189L188 229H187V232L189 233V232H191V231H196L195 229L194 230H190ZM224 229V228H223ZM233 229V228H232ZM238 229V228H237ZM23 230H27V229H23ZM22 229L21 230H19L18 229V231L17 232H19L17 235L18 236H24L25 235V233H24V231H23ZM33 230V229H32ZM45 230V229H44ZM44 230H42V231H44ZM89 230H90V226H89ZM162 230V229H161ZM161 230H159V232H161ZM190 230V231H189ZM225 230V229H224ZM235 230H236V228H235ZM250 230V229H249ZM12 231V230H11ZM11 231H9V232H11ZM15 231V230H14ZM14 231H12V232H14ZM23 231V232H22ZM30 231V230H29ZM63 231V230H62ZM86 231H88V229L86 230ZM85 231V232H86ZM92 231V230H91ZM90 231V232H91ZM93 231H95V230H93ZM99 231H101V230H99ZM163 231V233H161V234H164V232H167V230L165 231V230H162ZM236 231H238V230H236ZM236 231H235V233H236ZM1 232V231H0ZM20 232H22V233H20ZM28 232V231H27ZM27 232H26V235H27ZM31 232V231H30ZM44 232H46V231H44ZM56 232V233H57ZM64 232V231H63ZM74 232V231H73ZM77 232V231H76ZM83 232V231H82ZM84 232V233H85ZM186 232V231H185ZM204 231H201L200 233H201V235L204 237V236H208L209 237V232H206V233H203ZM212 232V231H211ZM232 232V231H231ZM234 232V231H233ZM239 232V231H238ZM242 231L240 230V233H241ZM5 233H7V232H5ZM14 233H16V232H14ZM36 233V232H35ZM37 233H38V231H37ZM41 233V232H40ZM40 233H38V234H35V235H39ZM51 233V232H50ZM55 233V232H54ZM60 233H61V231H60ZM66 233V232H65ZM83 233V234H84ZM89 233V232H88ZM97 233H98V231H97ZM192 233V232H191ZM214 233V232H213ZM213 233H210V234H213ZM9 234V233H8ZM24 234V235H23ZM33 234V233H32ZM45 234V233H44ZM47 234H49L48 232H47ZM70 234V233H69ZM68 234V235H69ZM74 234V233H73ZM72 234V235H73ZM158 234V233H157ZM160 234V233H159ZM166 234V233H165ZM204 234V235H203ZM242 235L244 234V238L242 239L245 243L243 244V246L241 247V248H239V247H236L234 244V248H226V247H220L221 248V251H220V254L222 255H220V258L221 259H224L226 262H228V264H264V252H262V250L264 251V239H262L263 237H264V234L263 235H260V234H258L259 236L257 237V236H254V234L251 232H249V231H247V232H243V233H241ZM240 234V235H241ZM1 235V234H0ZM3 235H5V234H3ZM7 235V234H6ZM16 234H13V235H8V236H15ZM16 235V236H17ZM61 235H63V234H61ZM66 235H67V233H66ZM75 235H77V234H75ZM85 235H88L87 233L85 234ZM256 235V234H255ZM15 236V237H16ZM17 236V238H21V241H22V237H18ZM54 236H55V234H54ZM57 236H59V235H57ZM173 236H174V234H173ZM177 235L175 234V237H176ZM5 237V236H4ZM14 237V239H11V237H10V240L12 241V240H15L16 238ZM33 237V236H32ZM43 237V236H42ZM41 237V238H42ZM51 237V236H50ZM53 237V236H52ZM65 237V236H64ZM64 237H61V238H64ZM260 237H262V238H260ZM9 238V237H8ZM7 237H6V239H8ZM24 238V237H23ZM26 238H29L28 236L26 237ZM26 238H25V240H26ZM40 238V237H39ZM38 238V239H39ZM58 238V237H57ZM68 238V237H67ZM78 238V236L76 237V239ZM33 239V238H32ZM36 239V238H35ZM66 239V238H65ZM69 239V238H68ZM67 239V240H68ZM75 239V238H74ZM1 240H4V238H3V236H2V239H1V237H0V241ZM9 240V239H8ZM5 241V242H7V243H5L6 245V248L7 247H9V241ZM24 240V239H23ZM57 240V239H56ZM62 240V239H61ZM70 240H72V239H70ZM241 240V239H240ZM10 241V242H11ZM28 241V240H27ZM35 241V240H34ZM47 241H48V239H47ZM52 240H51V238H50V242H51ZM3 242V241H2ZM55 242H57L58 243V241H55ZM63 242V241H62ZM247 242H248V244H247ZM4 243V242H3ZM65 243V242H64ZM256 243V244H255ZM9 244V245H8ZM61 244V243H60ZM187 244L188 243H186L185 245L184 244H181V245H184V246H181V247H174L176 250H174L173 249V247H170L169 249L170 250H168V252H167V254H169V255H172V256H180V254L182 255H186V254H189L190 252H198V254H197V256H205V258H208V259H212L214 256H215V249H212V251L213 252H205V251H200V249H198L197 248V246H195L194 245V243H193V245L192 246H190L191 244H188V246H187ZM253 244H255V245H257V247L258 248H260V249H257V252H255L256 250H254L253 248H250V246L251 245H253ZM2 245H4V244H2ZM116 245V244H115ZM115 245L113 246H111V248L113 247V248H115ZM123 245L124 244H117L116 245V248L119 250V249H122L123 248ZM231 245V244H230ZM232 245V246H233ZM246 245V246H245ZM255 245H253L254 247H255ZM92 246V245H91ZM95 246V245H94ZM132 246V245H131ZM193 246H195V247H193ZM220 246V245H219ZM219 246L217 247V249L219 248ZM244 246L245 247H247L248 249L250 248V249H253L254 251H252V250H250V252H249V250L246 248V250H245V248H244ZM252 246V247H253ZM228 247V246H227ZM10 248H11V246H10ZM215 248V247H214ZM244 248V249H243ZM116 249V250H117ZM172 249V250H171ZM256 249V248H255ZM19 250H21L22 251V248L21 249H19ZM23 250H24V247H23ZM113 250H115V249H113ZM27 251V250H26ZM25 250H24V252H26ZM217 251V250H216ZM23 252V251H22ZM24 252H23V254H24ZM252 252V253H251ZM255 252V253H254ZM9 253V252H8ZM11 253V252H10ZM63 253V252H62ZM153 253V255H155L156 254V256L158 255V260H159V262H161V252H159V251H152L151 250V254ZM250 253V254H249ZM6 255H7V253H6ZM25 255H26V253H25ZM65 255V254H64ZM61 256V255H60ZM196 256V255H195ZM197 256H196V258H197ZM232 256V257H231ZM22 257H25V256H22ZM59 257V256H58ZM121 257H123V256H121ZM121 257H119V259H121V260H125V257H126V260L128 261V259H129V261L131 260V258H135V260H137L136 258H142L143 259V257L142 256H137V257H131V258H128V255H125L124 256V259H122ZM130 257V256H129ZM4 258V257H3ZM8 258V257H7ZM28 258H30V257H28ZM60 258H62V257H60ZM64 258V257H63ZM62 258V259H63ZM66 258H68V257H66ZM25 259V258H24ZM72 259V258H71ZM71 259H66V261H68L69 262V260H71ZM142 259L140 260L139 259V261H141V263L142 262H144L145 263V258L143 259L144 261H142ZM22 260H23V258H22ZM65 260V259H64ZM133 260V259H132ZM132 260H131V264H134L133 262H132ZM223 260V261H224ZM2 261V260H1ZM1 261H0V264H1ZM26 261V260H25ZM126 261V262H127ZM129 261H128V263H129ZM6 262V261H5ZM65 262V261H64ZM159 262H158V264H159ZM162 262H163V260H162ZM225 262V263H226ZM7 263V262H6ZM70 263H71V261H70ZM76 263V262H75ZM135 263H137V264H140L139 262H138V260L137 261H135ZM198 263V262H197ZM199 263H201V262H199ZM203 263V262H202ZM2 264H4V263H2ZM161 264V263H160ZM227 264V263H226Z\"/></svg>",
    "mask_w": 264,
    "mask_h": 264
}]
</instances>
